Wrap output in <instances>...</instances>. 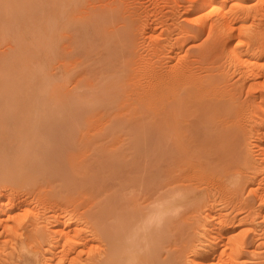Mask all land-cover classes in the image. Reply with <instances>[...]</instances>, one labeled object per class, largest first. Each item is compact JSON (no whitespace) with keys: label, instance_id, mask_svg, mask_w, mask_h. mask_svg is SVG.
I'll use <instances>...</instances> for the list:
<instances>
[{"label":"bare ground","instance_id":"obj_1","mask_svg":"<svg viewBox=\"0 0 264 264\" xmlns=\"http://www.w3.org/2000/svg\"><path fill=\"white\" fill-rule=\"evenodd\" d=\"M77 0H75L76 2ZM100 1V0H99ZM102 1V0H101ZM119 1V0H118ZM228 3L231 1L229 0H202V4L201 6H204V5H207V4H211L213 6V10L214 12L217 13H221L218 17V19L216 20H213L214 22L216 21L218 25H221L226 28H228L229 30H232L234 29L233 25L234 23H238L239 21L241 20H244L245 18L242 16L241 14H239V12L237 10L235 11H232V10H229V9H225L226 12L223 13V8H226L224 6H226L225 4ZM235 1V0H234ZM239 2H243V0H238ZM237 1V2H238ZM250 1V0H249ZM253 1V0H252ZM256 3H258L259 5H261V0H255ZM258 1V2H257ZM74 2V0H0V37L3 39L2 42H5L4 38H6L10 31L12 30V33L9 34V42L10 40L12 41V37L15 39L16 41V46L14 48L10 47L12 50L11 52H8L6 49H4L0 55V185H3L4 182H6L8 184V181H9V186H10V183L13 182L14 184H20V185H23L24 186V189L28 186L31 188L32 187H36L34 188L35 190H37V188L39 189V186H41V184H38V183H44V182H49L47 180H51V183L49 182V186L51 187L50 189L53 190L52 192H54V194L52 193L53 196H56L57 198H65V197H69L73 194H75V190H79L82 188L84 190H89V191H93L92 193H94V190H96L95 194H97V192L100 194V192H102V195H101V200L100 202H97V204L99 205L98 207L95 206V205H91V203L93 202V197L90 196V200L92 198V202L89 203L92 207L94 206V208H97L94 210V208H92V214H90L91 216H93V219L95 220V224L94 221H90L93 225L95 226H98V228L100 229L99 231L101 232V235L103 236L104 240H105V247L98 253V251H96L98 254H94V258L93 260L95 261L96 259H98L100 261L101 264H137L138 261H143V260H147L146 257H155L156 254H160L159 252H161L164 248V246L168 245V242L166 245L162 246L164 244V242H162L164 239H163V236L164 234L168 235L170 234V236L172 237L171 233H170V230L168 232H164L166 231V227H167V224L171 221L170 218L174 217L171 215H176V213L181 210L179 209V207L181 205H183L184 203H186V200L190 197H188V195L186 194V192H188V190H193V188H187L186 187V183L185 181L187 179H189L195 172V168L196 167H202L201 170L197 173L198 176L203 174L204 178H205V175L204 172H205V169L206 171L210 170V173L213 172L214 173V164H220L218 165V167H215V168H219L221 165V167L223 169L226 170L227 168V171L231 170L230 169L232 166L234 167V165H231V164H239L241 163L242 161L246 160L247 161V157L245 158V154H243V152H241L240 148V144H242L243 141H240V140H243V139H240L239 138H242L241 136L243 135L244 138H245V129L242 127L241 125V122H239V112H238V108L239 106H237V104H235L236 102L234 101L236 98L235 96H233V94H231L232 92H227L228 89H225L222 87L219 88L220 86L219 85H222V86H225L224 82L223 84H219L220 80H218L217 82V78H215V73L213 74V72L211 73L209 71L208 75L206 74L205 75V72H204V75L202 73L201 74H195L194 71H193V67H192V64L190 61H187L185 59H182L180 61H174L173 64L169 63L168 66H166V68H155V67H151L150 65H148L145 61V64H147L149 67V69L146 68L145 71H147V76L149 77V79H147L148 77L147 76H144L148 81V83H144L146 84V91H148V94L150 96L153 97V101L151 102L149 100V102H151V104L153 103L154 105V108H153V105L152 107H148L146 109H148V111L152 108L154 109V113H150L149 115L151 116L152 118L149 119V115L147 114L148 111H145V114H147L146 116H144L145 114L141 113V111H138L137 109V114L140 113V115H142L143 118L145 121L147 122H144V121H139V119H137L136 117L139 116V115H131V116H135V118L138 120L136 121L135 118L133 119V124L131 119L129 118L128 121L124 120L123 121H126L127 123H130L129 121H131V124H133V127L134 129L132 128V125H131V128L130 125H129V131L128 130H125L123 129V131H126L127 132V135L130 134V137L132 135V130H134L133 132V135L132 137H128L127 136V139H129L127 142L124 141L125 143H120V146L122 148H119V150H116V149H110V150H107L106 147L103 145V142L104 140H102L101 138V133H103L101 131L100 132H97V128L94 129L93 125L90 128V130H96L95 132L93 133H100V137L101 138H97L95 140H92V139H89L91 138L92 136H90L89 138H87L88 136H85L84 133H82V131L84 130L82 127L85 128V123H87L89 121L92 120L90 118V120L86 121L83 125V121L85 120V116L89 113L88 110L86 111V109H88L89 107L87 108H83V105L80 107L78 106L79 108L73 106L72 104L76 101H79L81 103L84 102V99H86L85 96L80 90V94L77 89L79 87H81L80 83L82 82L81 78L82 77H76V78H73V75L71 74L70 71L67 70V68H64L65 70H67L65 72V76L63 75L64 72H63V80L61 81V83H58L56 82L52 77H53V74L52 72L49 73L47 71H45L43 68L42 69H34L32 68V63L34 62L33 59L34 58V50L35 48H30L29 45L31 43H29V45H26V44H23L22 43V34L18 31V27L20 28V26H23L22 28H24L26 32H30L32 33V30L33 28L36 26L38 29H37V33H38V36L40 37V44H39V41L36 42L39 44V48L42 47V52H44V55H46V58L48 59H51V56L52 54H54V47H55V35H56V31L57 30V18H58V13L59 11H62V13H64V8H67V5L69 4H72ZM89 2V1H88ZM124 2V1H123ZM122 2V3H123ZM128 2V1H127ZM235 2V3H237ZM262 2H264V0H262ZM77 3V2H76ZM102 5L103 2H101ZM121 4V2H119ZM125 3V2H124ZM254 3V2H252ZM252 3H249V4H252ZM78 4V3H77ZM96 4V3H95ZM108 4V3H106ZM112 3H110V6H111ZM119 4V5H120ZM238 4V3H237ZM241 4V3H240ZM239 4V5H240ZM73 6H70L71 8L74 7L75 5L72 4ZM89 5V4H88ZM113 5V4H112ZM126 5V4H125ZM236 5V4H235ZM255 5V3H254ZM96 6V5H95ZM107 6V5H106ZM247 6V5H246ZM76 7V6H75ZM97 7H100L99 4ZM124 7V6H123ZM128 7V6H126ZM229 7V6H228ZM227 7V8H228ZM252 7V6H251ZM258 7V5H257ZM70 8V9H71ZM81 8V6H80ZM86 8V7H85ZM95 8V7H94ZM105 8V7H104ZM109 12L106 13V14H102L101 11L100 13L102 14V19H105L106 21L107 20H110L108 22H113V20H116V21H123L124 19L126 20L127 16L126 14H122V7L121 9L119 8V6L116 4L114 5L113 7H109ZM129 8V7H128ZM134 8V7H133ZM201 8V7H200ZM253 8V7H252ZM251 8V10H252ZM256 8V6H255ZM254 8L255 10V13L258 11H256V9ZM259 8V7H258ZM257 8V9H258ZM263 8V7H262ZM69 9V10H70ZM75 9V8H74ZM87 9H89V7H87ZM99 9V8H98ZM241 9V8H240ZM239 9V11H240ZM36 10H39V12H37ZM68 10V9H67ZM68 10V11H69ZM125 10V9H124ZM222 10V12H221ZM228 10L230 12H228ZM247 10V8H246ZM39 13V15L37 16V13ZM66 11V10H65ZM72 11H73V8H72ZM72 11H70V13H68L67 18H66V21H64L65 23L64 24H69L71 23V21H74V19H80L81 21H83L84 23H88L89 20L87 17L89 16H80V15H74L75 13H71ZM92 11V10H91ZM90 11V13H91ZM97 11V10H96ZM127 11V10H125ZM139 11V10H138ZM253 11V10H252ZM260 11V10H259ZM80 12V11H79ZM82 12V11H81ZM80 12V14H81ZM85 12V11H83ZM94 11H92L93 13ZM104 12V11H103ZM131 12V11H130ZM137 12V11H136ZM228 12V13H227ZM245 12V11H244ZM247 12V11H246ZM262 12V11H261ZM259 12V13H261ZM264 12V11H263ZM36 13V25L33 26V23L32 21L30 20L31 18H33V15H35ZM87 13V12H86ZM125 13V12H124ZM127 13V12H126ZM143 13V12H142ZM151 13V12H150ZM60 14V13H59ZM84 14V13H83ZM252 14V17L253 16H256L255 14ZM93 15V14H92ZM222 15V16H221ZM245 15V13H244ZM263 16V14H261ZM95 16V15H94ZM133 16V15H132ZM136 16V15H135ZM90 18H92L90 16ZM217 18V17H216ZM61 19V18H60ZM99 19V18H98ZM139 19V18H138ZM151 20V19H150ZM199 20V19H198ZM96 21V20H95ZM102 21V20H101ZM137 21V20H136ZM256 21V20H255ZM79 22V21H78ZM120 22H119V25H120ZM134 22V21H133ZM201 22V20H200ZM244 22V21H243ZM253 22V21H251ZM96 23V22H95ZM98 23H101L100 21ZM114 23V22H113ZM112 23V24H113ZM118 23V22H117ZM125 22H123L122 24V27H125L126 29V23L124 24ZM236 23V24H237ZM80 24V23H79ZM78 24V26H79ZM90 24V23H89ZM105 24V23H104ZM111 24V25H112ZM213 24V23H212ZM243 24V23H242ZM241 24V25H242ZM245 24V23H244ZM59 25V24H58ZM84 25V24H82ZM97 25V24H96ZM102 25V24H100ZM116 25V24H115ZM114 25V26H115ZM131 24L129 23V26ZM61 26V25H60ZM64 26V25H63ZM103 26V25H102ZM121 26V25H120ZM237 26V25H236ZM244 26V25H243ZM240 27V29L242 30V27ZM250 26V25H249ZM252 26V25H251ZM21 28V29H22ZM80 28V27H79ZM112 28V27H111ZM110 28V29H111ZM117 27H115L114 29H112L109 33V37H110V40H111V45L114 44L115 45H119L118 46V50L120 51V42H122L123 40H125L126 37H130V36H127V32L125 31L124 33V30L123 31V34H118L116 33V31L114 32V30H116ZM199 29H197V32H200V26L198 27ZM236 28H239V25L238 27ZM245 28V27H244ZM243 28V29H244ZM131 29H132V26H131ZM228 29L227 32H228ZM9 31V33H6V31ZM17 30V31H16ZM80 30V29H79ZM83 30V29H82ZM98 30V28H97ZM104 29H101L100 31H102ZM120 30V29H119ZM128 30V29H127ZM133 30V29H132ZM237 30V29H236ZM235 30V31H236ZM239 30V31H241ZM245 30V29H244ZM23 31V30H22ZM23 31V32H24ZM92 31V30H91ZM118 31V30H117ZM129 31V30H128ZM249 31V30H248ZM22 32V33H23ZM36 32V31H35ZM83 32V31H82ZM96 32V31H95ZM98 32V31H97ZM103 32V31H102ZM242 32V31H241ZM245 32L247 33V31L245 30ZM251 32V31H250ZM130 33V32H129ZM132 33V32H131ZM230 33V31H229ZM238 33V32H237ZM245 33V34H246ZM33 34V33H32ZM84 34H87V33H84ZM100 35V33H98ZM233 34V33H232ZM250 34V33H249ZM31 35V34H30ZM29 35V36H30ZM104 35V34H103ZM102 35V36H103ZM106 35V34H105ZM131 35V34H130ZM235 35V34H234ZM239 35V34H238ZM243 37H244V34H242ZM12 36V37H11ZM98 36V35H97ZM194 36V35H193ZM247 36V34L245 35ZM86 37V35H85ZM106 37V36H105ZM108 37V36H107ZM248 37V36H247ZM251 37V36H250ZM249 37V38H250ZM37 38V37H36ZM75 38V37H74ZM104 38V37H103ZM24 39V37H23ZM35 39V38H34ZM106 39V38H105ZM28 40V39H27ZM88 40V39H87ZM107 40V39H106ZM128 42V40H126ZM130 41V40H129ZM178 41V40H177ZM224 41V40H223ZM1 42V43H2ZM8 42V41H7ZM28 42H31V41H28ZM27 42V43H28ZM90 42V41H89ZM94 42V41H92ZM105 42V40H104ZM126 42V43H127ZM165 42V41H164ZM181 42V41H180ZM6 43V42H5ZM4 43V45H5ZM175 43V42H174ZM182 43V42H181ZM9 44V43H8ZM12 44H14V42H12ZM11 42H10V45L12 46ZM102 44V43H101ZM131 44V43H130ZM162 44V43H161ZM221 44H223L221 42ZM3 45V44H2ZM84 45V44H83ZM103 45V44H102ZM175 45V44H174ZM179 45V44H178ZM6 46V45H5ZM4 46V47H5ZM32 46V44H31ZM124 46V45H123ZM172 46V45H171ZM7 47H9L7 45ZM34 47V46H33ZM36 47V46H35ZM68 47V46H67ZM111 47V46H110ZM128 47V45H127ZM165 47V46H164ZM176 47V46H175ZM222 47V45H221ZM69 48V47H68ZM101 48V47H100ZM105 48H107L108 50V47L105 46ZM115 48V47H114ZM120 48V49H119ZM123 48V47H122ZM169 48V47H168ZM173 48V47H172ZM130 49V48H129ZM152 49V48H151ZM174 49V48H173ZM1 50V49H0ZM9 50V48H8ZM103 50V49H102ZM115 50H117L115 48ZM125 49L122 50V52H124ZM231 50V49H230ZM236 50V49H235ZM35 51H37L35 49ZM88 51V50H87ZM86 51V52H87ZM110 51V49L108 50ZM118 51V52H119ZM131 51V50H129ZM237 51V50H236ZM263 51V50H262ZM99 52V51H98ZM151 52V51H150ZM177 52V51H175ZM213 52V51H212ZM233 53L237 54V52H234V49L232 50ZM246 52V51H245ZM244 52V53H245ZM110 53L112 54V52L110 51ZM117 53V52H116ZM126 53H129V52H126ZM125 53V54H126ZM231 53V52H230ZM42 54V53H41ZM82 54V53H81ZM166 54V53H165ZM178 54V53H177ZM190 54V53H189ZM188 54V55H189ZM243 55V51L242 53L239 52L237 56V58H239L238 56ZM58 55V54H56ZM119 55V54H118ZM118 55L117 58H118ZM256 55V54H255ZM254 55V57H256ZM258 55V54H257ZM125 57L127 56L124 55ZM123 56V57H124ZM174 56V55H172ZM190 56V55H189ZM233 57V55H231ZM45 58V56H43ZM53 57V56H52ZM114 57V55H113ZM131 57V56H130ZM141 57V55H140ZM178 57V56H177ZM176 57V58H177ZM253 57V59H254ZM262 57V56H261ZM264 57V56H263ZM45 58V59H46ZM57 58V57H56ZM112 58V57H111ZM128 57H126L127 59ZM175 58V56H174ZM175 58V59H176ZM181 58V57H180ZM242 56H241V59L239 58L238 60H241L242 61ZM120 59H121V54H120ZM245 59V58H243ZM256 59V58H255ZM36 60V59H35ZM41 60V59H40ZM42 60L44 61V59L42 58ZM118 60V59H117ZM128 60V59H127ZM134 61V59H132ZM131 60V61H132ZM142 61L144 59H141ZM155 60V59H154ZM171 60V59H170ZM169 60V61H170ZM174 60V59H173ZM179 60V58H178ZM237 60V61H238ZM246 60V59H245ZM41 61V62H43ZM47 61V60H46ZM110 61V60H109ZM108 61V62H109ZM121 61V60H120ZM132 61V62H133ZM168 61V62H169ZM250 61V60H249ZM248 61V62H249ZM252 58H251V61H250V65L253 63L252 62ZM52 62V60H51ZM124 62V61H123ZM151 62V61H150ZM240 62V61H239ZM247 62V60H246ZM245 62V63H246ZM258 61H255L254 60V66L256 65L255 63H257ZM49 63V62H47ZM131 63V62H130ZM140 63V62H139ZM149 63V61H148ZM167 63V62H165ZM164 63V64H165ZM243 63V62H242ZM132 64H135V62L131 63ZM137 64V62H136ZM141 64V63H140ZM139 64V65H140ZM144 64V63H143ZM154 64V63H153ZM233 64V62H232ZM248 64V63H247ZM247 64H244V65H247ZM261 64V63H260ZM263 61H262V65H263ZM52 65V64H51ZM113 65V64H112ZM125 65H127V61H125ZM124 65V66H125ZM128 65H130L128 63ZM167 65V64H166ZM261 65V66H262ZM50 66V65H49ZM57 66V65H55ZM70 66V65H69ZM109 66V65H108ZM122 66V65H121ZM120 66V67H121ZM154 66V65H152ZM163 66V65H162ZM199 66V65H198ZM197 66V67H198ZM213 65H211L210 67H212ZM249 69V64L247 65ZM258 66V64H257ZM260 66V65H259ZM264 66V65H263ZM262 66V67H263ZM39 67V66H38ZM41 67V66H40ZM53 67V65H52ZM110 67V66H109ZM108 67V68H109ZM126 67V66H125ZM125 67L123 69H125ZM136 67V66H135ZM140 67V66H139ZM201 66H199L200 68ZM207 68H209L208 66H206ZM216 69L217 66H214ZM50 68V67H49ZM132 68V67H131ZM130 66L128 67V69L130 70L131 69ZM134 68V67H133ZM137 68V67H136ZM135 68V69H136ZM142 68V67H141ZM205 68V66H204ZM205 68V71L206 69ZM255 67L251 68L250 67V70L247 71V69L245 70L246 72H249V74L251 75L250 71L253 72V75H255V71L253 70ZM261 68V67H260ZM56 69V68H55ZM90 69V68H89ZM88 69V70H89ZM118 69V68H116ZM122 69V70H123ZM135 69H131L132 70H135ZM139 69V68H138ZM145 69V68H144ZM213 69V68H211ZM233 69V68H232ZM72 70V69H70ZM111 71V67L109 69ZM109 70H107L109 72ZM140 70H143V69H140ZM210 70V69H208ZM222 70V69H221ZM220 70V71H221ZM85 71V70H84ZM106 71V73H108ZM117 71V70H116ZM120 71V70H119ZM204 71V69H203ZM218 71V69H217ZM239 71V70H238ZM245 71H244V75L246 76L247 74H245ZM56 73V71H54ZM112 72H114V70H112ZM127 72V69L125 71V73ZM215 72V70H214ZM76 73V72H75ZM122 73V72H121ZM133 73V72H132ZM132 73H131V76H132ZM137 73V72H136ZM143 73V72H142ZM138 71V74H142ZM146 73V72H145ZM142 74L143 75H145ZM211 73V74H210ZM220 73V72H219ZM217 73V74H219ZM222 73V71H221ZM222 76L226 75L224 72V75L221 74ZM241 73V72H240ZM60 74V73H59ZM109 74V73H108ZM112 74V73H111ZM111 74H110V78H111ZM214 76H213V75ZM239 74V73H238ZM242 74V76H244ZM258 74V73H257ZM78 75V74H76ZM118 75V74H117ZM130 74L127 75L126 73V76L128 77ZM251 75V76H253ZM60 76V75H59ZM125 74H124V79H126L125 77ZM130 76V78H131ZM221 76V78H222ZM244 76V77H245ZM117 77V76H116ZM134 77V75H133ZM143 77V78H144ZM220 77V76H218ZM226 78V76H224ZM223 77V78H224ZM249 77V76H248ZM57 78V77H56ZM89 77H87L88 79ZM118 78V77H117ZM136 78V77H135ZM134 78V79H135ZM139 78V76H138ZM137 78V79H138ZM222 78V79H223ZM224 78V79H225ZM75 79V81H74ZM107 79V78H106ZM119 79H120V75H119ZM123 79V78H121ZM144 79V80H146ZM60 80V79H59ZM89 80V79H88ZM86 80V81H88ZM92 80V79H91ZM99 80V79H98ZM112 80V79H111ZM114 80V79H113ZM128 78L125 80L127 81ZM131 80V79H130ZM127 81V84L128 82H131V81ZM94 81H97V80H94ZM121 81V80H120ZM124 81V80H123ZM125 81H124V84H125ZM68 82H70L72 85L71 87H65L66 83L68 84ZM100 83V81H98ZM138 82V81H137ZM143 82V81H141ZM146 82V81H145ZM69 83V84H70ZM83 83H87V84H90L88 82H83ZM108 83V82H107ZM118 83V82H117ZM120 83V82H119ZM122 81H121V84L122 85ZM82 84V83H81ZM96 84V82H95ZM94 84V85H95ZM101 84V83H100ZM105 84V83H104ZM123 84V85H124ZM135 84V83H134ZM219 84V85H218ZM227 84V83H226ZM110 85V84H109ZM126 85V84H125ZM129 85H133V82ZM219 87H218V86ZM97 86V85H96ZM108 86V85H107ZM118 86V85H117ZM127 86V85H126ZM134 86V85H133ZM142 86V85H141ZM227 86V85H226ZM87 87V86H86ZM111 87V86H110ZM109 87V88H110ZM115 87V86H113ZM130 87V86H129ZM230 87V86H228ZM84 88V86H83ZM82 88V89H83ZM107 88V87H106ZM108 88V89H109ZM121 88H124V86H122ZM131 88V87H130ZM140 88V87H139ZM94 89V88H93ZM102 90V88H100ZM116 89V87H115ZM141 89V88H140ZM144 89V88H142ZM141 89V90H142ZM86 89H84L83 91H85ZM89 90V89H88ZM88 90H86V93L88 92ZM100 90V91H101ZM105 91V89H103ZM110 90V89H109ZM118 90V89H117ZM123 90V89H121ZM125 90H127L125 88ZM134 90V89H133ZM231 90V89H230ZM229 90V91H230ZM104 91H101V93H104ZM115 91V90H114ZM138 91V90H137ZM146 91L142 92V91H139V94L140 93H144V95L146 96L147 94ZM98 92V91H97ZM108 92V91H107ZM107 92L105 91V93L107 94ZM234 92V91H233ZM100 93V94H101ZM122 93V92H121ZM223 93L227 94L226 97H227V100H224V96H223ZM96 94V93H95ZM112 94V93H111ZM138 95V93H137ZM85 96V97H84ZM109 96V95H108ZM121 96V95H120ZM148 96V95H147ZM93 97V96H92ZM96 97V95H95ZM135 97V95H134ZM139 97V96H137ZM107 98V97H106ZM120 98V97H119ZM127 98V97H126ZM235 98V99H234ZM103 99V98H102ZM124 99V98H123ZM143 99V98H142ZM89 101L87 102H90L91 99L88 98ZM133 100V99H132ZM137 100V99H136ZM144 101V100H143ZM122 102V101H121ZM126 102V101H125ZM131 102V101H130ZM140 102V101H138ZM91 103V102H90ZM97 103V102H96ZM95 103V104H96ZM140 103H143V102H140ZM77 104V103H75ZM89 104V103H88ZM93 104V103H92ZM91 104V105H92ZM132 104H135V108H134V111H136V103L135 100H134V103ZM144 104V103H143ZM148 103H146L147 105ZM90 105V104H89ZM88 105V106H89ZM123 105V104H122ZM85 106V105H84ZM124 106V105H123ZM134 106V105H133ZM133 106L131 108H133ZM139 106V104H138ZM137 106V107H138ZM142 105L139 106V108L141 107ZM144 106V105H143ZM151 106V105H149ZM91 107V106H90ZM243 107V106H242ZM246 107V106H245ZM81 108V109H80ZM97 108V107H96ZM143 110H146L144 109L145 107H141L140 109ZM99 109V108H98ZM96 110V109H95ZM95 110L93 111V113L95 112ZM142 110V111H143ZM240 110V108H239ZM242 110V108H241ZM240 110V111H241ZM91 111V110H89ZM132 111V113L134 112ZM152 112V111H151ZM131 113V114H132ZM149 113V112H148ZM243 113V111L241 112ZM241 113H240V116H241ZM136 114V112H135ZM94 115V114H93ZM92 113L90 114V116H93ZM182 117H180V116ZM246 115V114H245ZM95 116V115H94ZM187 119H184V117H187ZM122 117V116H121ZM180 117V118H179ZM242 117V116H241ZM88 118V117H87ZM100 118V117H98ZM132 118V117H131ZM139 118V117H138ZM146 118H148L149 120L152 119V123L150 121V123L148 122V119L146 120ZM245 118V116H244ZM181 119V120H180ZM251 119V118H250ZM99 121V120H97ZM245 121V120H244ZM94 122V121H92ZM115 122V120H114ZM113 122V123H114ZM138 122V123H137ZM249 122V121H248ZM62 123H67V124H70L69 127H67L68 131H64L65 127L62 128L64 126V124L62 125ZM99 123V122H98ZM61 124V125H60ZM66 124V125H67ZM123 124V122H122ZM126 124V123H125ZM244 124V123H242ZM246 124V122H245ZM252 124V123H251ZM127 125V124H126ZM61 126V127H60ZM90 126V125H89ZM122 126V125H121ZM248 125H246L247 127ZM253 126V125H252ZM62 128L60 130V128ZM124 128V126H122ZM126 128V127H125ZM77 129L78 131H80V135L79 137L77 136ZM86 129H87V126H86ZM132 129V130H131ZM250 129V128H249ZM260 129V128H259ZM47 130V132H46ZM99 130V129H98ZM131 130V131H130ZM64 131V133L61 134V132ZM88 132V130H85V132ZM259 131V130H258ZM90 132V131H89ZM125 132V134H126ZM256 131L254 130V134L256 135L255 133ZM93 136H95L92 132H90ZM89 133V134H90ZM122 133V132H121ZM248 133V132H247ZM258 133V132H257ZM44 134V135H43ZM87 134V133H86ZM261 134V133H260ZM85 137H84V136ZM258 135V134H257ZM44 136V137H43ZM125 136V135H124ZM251 136V135H250ZM259 136V135H258ZM256 137V136H255ZM254 137V138H255ZM124 138V137H123ZM126 138V137H125ZM122 139V138H121ZM248 139V138H246ZM253 139V138H252ZM251 139V140H252ZM256 139V138H255ZM119 141V140H118ZM121 141V142H123ZM245 143H246V140H244ZM256 141V140H255ZM113 142V141H112ZM117 142V141H116ZM115 142V143H116ZM120 142V141H119ZM254 142V141H253ZM253 142H251V146L253 145ZM112 144V143H111ZM261 144V143H260ZM110 144H108V147L109 148H112V145L111 147L109 146ZM117 145V144H115ZM119 145V144H118ZM243 145V144H242ZM255 145V144H254ZM258 144H256L257 146ZM119 146V147H120ZM244 147L247 145L244 144L243 145ZM91 147V149H94V152L92 154H95L93 155L91 158L93 159H90V156L89 158L87 159L88 156H86L85 158L84 157H81L83 154H80L81 152H85V151H88L87 149H89ZM114 147V146H113ZM242 147V148H244ZM254 148V147H253ZM90 149V150H91ZM118 149V148H117ZM245 149V148H244ZM243 149V151H244ZM249 148H247L248 150ZM256 149V147H255ZM93 151V150H92ZM90 151V152H92ZM253 151V150H252ZM251 151V152H252ZM89 152L90 155H92L91 153ZM150 154V163H149V166H146L147 163L145 161V159H147V155H146V158L144 159L143 157V161L141 156L144 155V154ZM248 153H249V150H248ZM246 153V155H248L249 157V154ZM257 153V152H255ZM258 154V153H257ZM256 155V154H255ZM145 156V155H144ZM259 156V155H258ZM257 156V158H258ZM260 158L262 159V163L260 164L261 165V170H260V173H261V177L264 179V148H262V151L260 153ZM85 159V161H83ZM87 159V160H86ZM92 162H90V160ZM141 159V160H140ZM250 160V158H248ZM259 159V158H258ZM89 160V161H88ZM148 160H149V156H148ZM213 162L212 163V166L214 167H205V164L207 166L211 165V164H208L209 162ZM214 160V161H212ZM260 160V159H259ZM257 160V161H259ZM88 161V162H87ZM245 161V163H247ZM261 162V160L259 161V163ZM258 163V165H259ZM164 164V165H162ZM257 165V166H258ZM259 165V166H260ZM231 166V167H229ZM237 166V165H236ZM239 166V165H238ZM238 166L236 168H238ZM243 166V165H241ZM221 167L219 169H221ZM247 167V166H245ZM209 168V169H208ZM235 168V167H234ZM233 168V169H234ZM197 169V168H196ZM204 172H203V170ZM213 169V171H211ZM198 170V169H197ZM222 170V169H221ZM220 170L219 173H222ZM108 171V172H107ZM219 170H215L216 173H218ZM223 171V170H222ZM225 171V172H227ZM259 171V170H258ZM76 172V174H74ZM106 172V173H105ZM110 172V174H109ZM224 172V171H223ZM224 172V173H225ZM75 175L73 176L72 175ZM103 173H105V175H102ZM108 173V174H107ZM215 173V174H216ZM229 173V172H228ZM226 173V175L228 174ZM235 174V171L233 172ZM232 173V174H233ZM212 174V173H211ZM209 175V176H206L209 179L210 176H215V175ZM231 174V175H232ZM235 175H238V174H235ZM255 174H257L255 172ZM107 175L109 177H107ZM221 175V174H220ZM219 175V176H220ZM230 175V176H231ZM260 175V174H259ZM178 176V177H176ZM195 176V175H193ZM217 176V174H216ZM215 176V177H216ZM225 176V175H223ZM197 177V176H195ZM213 177V178H215ZM218 177V176H217ZM253 177V176H252ZM260 177V178H261ZM48 178V179H47ZM212 178V179H213ZM220 178V177H219ZM218 178V179H219ZM226 178V177H224ZM228 178H231L228 176ZM228 178H226V180H228ZM233 178L235 177H232L230 180L233 181ZM261 178V179H262ZM195 179V178H194ZM197 179V178H196ZM222 179V178H221ZM236 179V178H235ZM238 179V178H237ZM236 179V180H237ZM254 179V178H253ZM252 179V180H253ZM114 180V181H112ZM171 180V181H170ZM200 179H198L197 183L199 182ZM202 180V178H201ZM205 180V179H204ZM210 180V179H209ZM208 180V181H209ZM223 180V179H222ZM251 180V181H252ZM213 181L215 180H211L209 182L213 183ZM217 181V180H216ZM229 181V180H228ZM231 181V182H232ZM235 181V180H234ZM255 181V180H254ZM3 182V183H2ZM113 184H112V183ZM114 182L116 183L114 185ZM163 184V187L167 184V187L165 190L163 187H161L162 191H164V193H159V192H156V188L162 184ZM186 182H190L189 180L186 181ZM194 182V181H193ZM208 182V183H209ZM219 182H220V179H219ZM223 182V181H222ZM227 182V181H226ZM224 182V183H226ZM236 182V181H235ZM250 182V181H249ZM42 183L43 187H42V190H39V191H43V188L48 185L46 183V185L44 186V184ZM197 183H195L196 185H198ZM221 183V182H220ZM219 183V184H220ZM222 183V185L224 184ZM229 183V182H227ZM253 183V182H252ZM6 184V185H7ZM12 184V183H11ZM189 184V183H188ZM190 184H192V180L190 182ZM189 184V185H190ZM194 183L192 185H194L193 187H199V186H196ZM215 184V183H213ZM218 184V183H217ZM218 184V187H220ZM263 184V183H262ZM13 185V184H12ZM18 185V186H20ZM28 185V186H26ZM116 186L113 188V186ZM205 185V184H203ZM211 185V184H210ZM251 185V184H250ZM256 185V184H255ZM254 185V186H255ZM8 186V185H7ZM6 186V187H7ZM26 186V187H25ZM162 186V185H161ZM191 186V185H190ZM217 186V185H215ZM225 186V185H224ZM254 186H252L254 188ZM261 186V184H260ZM1 187V186H0ZM12 187V186H10ZM16 186H14L15 188ZM48 187V186H47ZM158 187V188H159ZM184 187H186L188 190L187 191H183L181 192V190L179 189H184ZM209 187V186H208ZM217 187V188H218ZM251 187V188H252ZM262 188H264V186H261ZM13 188V187H12ZM17 188V187H16ZM15 188V189H16ZM20 188V187H19ZM21 188L23 189V187L21 186ZM49 188V187H48ZM48 188H44L45 190H48ZM56 188H58V191L61 190V192L57 193L58 191L56 190ZM112 188V189H110ZM118 188V189H117ZM216 188V190H217ZM252 188V189H253ZM256 188V187H255ZM255 188L253 189L255 191L254 194H256V190ZM3 189H4V186H3ZM2 189V190H3ZM9 189V187H8ZM15 189L13 192H15ZM41 189V187H40ZM138 190V189H145V191L148 192V196L150 195V197H148L149 201L151 202H148L149 205L152 204V206H149V205H145L146 202L144 203H140L139 204V201H138V206L141 208L142 207H146L145 210L146 211H142L141 208H139L135 202L137 203V199L135 196H137L136 194H143L142 192L140 193L138 191H135V192H131V191H134V190ZM214 189V188H212ZM221 189V187H220ZM219 189V190H220ZM223 189V188H222ZM260 189V187H259ZM0 190V196L1 195H7V189H4L6 192V194H4V192L2 193ZM12 190V189H11ZM18 190V189H17ZM28 190V189H27ZM64 190V191H62ZM71 190L70 192H75V193H71L69 194L68 191ZM74 190V191H73ZM83 190V192L81 191V193H85ZM105 190V191H103ZM109 190V191H108ZM110 190H117V191H120V194H115L114 191H112L110 193ZM121 190H127V192L129 193L128 195L126 194L123 195L122 193H124V191L121 193ZM160 190V189H159ZM175 190H179L178 192H175ZM185 190V189H184ZM215 190V189H214ZM261 190V189H260ZM259 190V191H260ZM33 190L29 189V191L27 192H31ZM38 193L40 194L41 192ZM57 191V192H56ZM167 191V194H165ZM210 191V190H208ZM207 191V192H208ZM222 191V190H221ZM224 191V190H223ZM226 191V190H225ZM263 191V190H262ZM259 192V195H263V193ZM8 192H10V190H8ZM12 195H9V196H14L16 193H14ZM17 192V191H16ZM19 192V191H18ZM17 192V193H18ZM25 192V191H24ZM27 192H25V196L27 194ZM79 192V191H78ZM88 191H86L87 193ZM104 192H107V194L105 193V196L103 195ZM126 192V193H127ZM137 192V193H136ZM146 192V194H147ZM171 192V193H170ZM191 192V191H189ZM200 193V191H198ZM264 192V191H263ZM36 193L35 192H32ZM44 193H47L46 191H44ZM50 193V192H48ZM85 193V194H86ZM91 193V192H89ZM89 193H87L88 195L86 196H89ZM90 194V195H93V194ZM119 193V192H118ZM132 193H135L134 195ZM194 193V192H193ZM196 193V191H195ZM215 193V192H214ZM217 193V192H216ZM229 193V192H227ZM232 193V192H231ZM22 195L20 197H22L24 195V193L22 192L21 193ZM37 194V193H36ZM68 194L70 196H68ZM77 194V193H76ZM79 194V193H78ZM77 194V195H78ZM206 194V193H205ZM220 194V192H219ZM258 194V192H257ZM20 195V194H19ZM19 195H17V197H19ZM33 195V194H32ZM44 195V194H43ZM42 193L40 194V196L42 197L43 196ZM49 194H47L48 196ZM51 195V194H50ZM51 195V196H52ZM145 195V193H144ZM191 195V194H190ZM198 195V194H197ZM200 195V194H199ZM198 195V196H199ZM204 195L201 194V196ZM209 195V194H208ZM259 195H257V197H259ZM4 196V197H5ZM8 195L6 197H8V199H10L11 197H9ZM36 196V195H35ZM37 194V199L38 197ZM46 196V198H48ZM50 196V197H51ZM82 196V198L85 196L83 195H80V197ZM95 196V195H94ZM99 196V195H98ZM136 198H134V197ZM140 196V195H138ZM223 196V195H221ZM16 197V196H15ZM14 198L15 199H17ZM19 199L22 201L23 199L20 198ZM40 197V198H41ZM74 197V196H73ZM79 197V198H80ZM141 197V196H140ZM140 197H139V200H140ZM144 196H142L143 198ZM188 197V198H187ZM207 196H205L206 198ZM231 197V196H230ZM45 198V195L42 197V200H44ZM54 198V197H53ZM56 198V199H57ZM81 198V199H82ZM100 198V197H99ZM134 198V199H133ZM141 198V201H143ZM147 198V197H146ZM187 198V199H186ZM194 199H191V201H194L195 200V197H193ZM203 198V197H202ZM238 198V196H237ZM260 198L264 199V197H261ZM18 199V200H19ZM51 199V198H49ZM47 199V200H49ZM54 198L49 200L48 202L50 201H54L55 203L57 201H60V200H57ZM78 199V198H76ZM74 199V200H76ZM98 199V198H97ZM97 199H94V200H97ZM133 199V200H132ZM198 199V197L196 198ZM200 199V198H199ZM209 200V203H210V198H208ZM218 199V198H217ZM216 199V200H217ZM4 200V199H3ZM6 200V199H5ZM12 200V199H11ZM17 200V201H18ZM19 200V201H20ZM28 200V197L27 199L24 201L26 202ZM42 200L40 203H42ZM46 200V199H45ZM44 200V201H45ZM62 200V199H61ZM68 200V199H66ZM64 200V201H66ZM71 200V199H70ZM68 200L67 203L70 201ZM73 200V201H74ZM80 200V199H79ZM88 200V201H90ZM135 200V202H133ZM144 200H146L144 198ZM207 200V198H206ZM235 200V198H234ZM20 201V202H21ZM40 201V199H39ZM38 201V203H39ZM43 201V202H44ZM72 201V200H71ZM190 201V202H191ZM240 201V199L238 200ZM1 202V200H0ZM6 202L10 203L9 200H7ZM13 202V201H12ZM23 202V203H24ZM29 202V201H28ZM61 202V201H60ZM155 202V204L153 203ZM188 202V201H187ZM189 202V203H190ZM232 202V201H231ZM264 202V201H263ZM7 203V205H8ZM15 203V201L13 202ZM22 203V202H21ZM27 203V202H26ZM46 203V201H45ZM44 203V204H45ZM51 203V202H50ZM62 203V202H61ZM59 204L60 206L62 204ZM66 202H63V206H67L65 204ZM204 203V201H203ZM1 204V203H0ZM3 204V203H2ZM19 204V203H18ZM28 204V203H27ZM26 204V205H27ZM30 204V203H29ZM69 204H72L71 202L68 203ZM154 204V205H153ZM223 204V203H222ZM6 204L4 203L3 204V207H1V211H4V210H8L7 207L5 206ZM16 205V203H15ZM48 205V204H47ZM51 205V204H49ZM58 205V203L56 204ZM56 205H51L52 207L53 206H56ZM12 206V205H10ZM186 206V204H185ZM192 206H197V202L195 205L192 204ZM202 206V205H201ZM208 206V205H207ZM16 207H19V206H16ZM15 206L13 208H16ZM69 207H71L69 205ZM68 207V208H69ZM187 207V206H186ZM209 207V206H208ZM48 208V207H47ZM55 208L59 209L60 207L56 206ZM64 208V207H63ZM63 208H61V210H63ZM88 208V207H87ZM144 208H142L144 210ZM182 208V207H180ZM189 208V207H188ZM194 209L195 211V207H191ZM189 208L190 210L193 211V209ZM212 208V207H211ZM217 208V206H216ZM91 207L89 209H87L86 211L89 210V213H90V210ZM179 209V210H178ZM183 209L184 208V205H183ZM198 209V207H197ZM196 209V210H197ZM200 209V207H199ZM13 210V209H11ZM60 210V209H59ZM66 212L68 211L67 207L64 209ZM63 210V211H64ZM215 210V209H214ZM57 211V210H56ZM64 211V212H65ZM86 211H84V214L86 213ZM184 211V210H183ZM189 211V210H188ZM187 211V212H188ZM212 211V209H211ZM8 213V211H5ZM12 212V211H11ZM10 212V213H11ZM52 212V211H51ZM58 212V211H57ZM56 212V213H57ZM62 212V211H61ZM171 212V213H170ZM210 212V211H209ZM216 212V211H215ZM10 213L5 215V217L8 219H10ZM54 213V212H53ZM59 213V212H58ZM169 213V214H168ZM191 213V212H190ZM213 213V212H211ZM37 214V213H36ZM55 214V213H54ZM61 214V213H60ZM88 213H86L87 215ZM181 214V213H180ZM186 214V213H184ZM183 212H182V217L184 216ZM203 214V213H202ZM206 214H208L206 212ZM214 214V213H213ZM210 216V218H212L211 220H214L213 217L215 218V215ZM218 214V213H217ZM2 215H3V212H2ZM89 215V214H88ZM87 215V216H88ZM13 216V215H11ZM64 216V214H63ZM188 216V215H187ZM207 216V217H208ZM222 216V215H221ZM0 217L2 218L3 216L0 215ZM53 217V216H52ZM61 217V215H60ZM0 218V219H1ZM4 218V217H3ZM5 218V220H6ZM34 218V217H33ZM50 217H48L49 219ZM55 218V217H54ZM53 218V219H54ZM57 218V217H56ZM65 219H67L65 216H64ZM89 218V217H88ZM180 218V217H179ZM184 218V217H183ZM220 218V217H219ZM29 219V218H28ZM37 219V217H36ZM36 219H33L36 220ZM63 219V218H62ZM61 218H59V221L61 220L63 223H64V220H62ZM69 219V218H68ZM67 219V220H68ZM72 219V218H70ZM178 219V218H176ZM185 219V218H184ZM182 219L183 221L182 222H187L186 219L184 220ZM206 219V218H205ZM216 219V218H215ZM218 219V218H217ZM2 220V219H1ZM4 220V221H5ZM14 220V219H13ZM76 220V219H75ZM91 220V218L89 219ZM170 220V221H169ZM181 220V218H180ZM209 220V219H208ZM11 221V220H10ZM15 221V220H14ZM16 221H19V220H16ZM32 221V222H33ZM60 221V222H61ZM178 221V220H177ZM176 221V222H177ZM26 222H29V221H26ZM59 222V223H60ZM69 224V220L67 221ZM74 223H76L75 221H73ZM73 222H70L72 223V225H74ZM226 222V221H225ZM5 223V222H4ZM3 223V224H4ZM16 223V222H15ZM20 223V222H19ZM24 223V222H23ZM63 223H60L62 225H64ZM172 223V222H171ZM178 223V222H177ZM176 223V224H177ZM180 223V222H179ZM178 225L181 226V223ZM184 223V224H185ZM215 223V222H214ZM6 224V223H5ZM18 224V223H17ZM16 224V225H17ZM22 224V223H21ZM20 224V225H21ZM53 224H54V221H53ZM176 229L179 228L178 225H176ZM219 224V223H218ZM221 224V223H220ZM219 224V225H220ZM223 224V223H222ZM229 224V223H228ZM20 225H17L20 226ZM25 225V223H24ZM23 225V226H24ZM65 225H66V221H65ZM64 225V226H65ZM70 225V224H69ZM71 225V226H72ZM79 225V224H78ZM92 225V226H93ZM218 225V226H219ZM224 225V224H223ZM226 225V224H225ZM14 226V225H13ZM38 226V225H37ZM61 225H59V228H60ZM61 227L60 229L63 230L62 231H66L64 230L65 228L67 229L69 226H65V227ZM70 226V228H71ZM178 226V227H177ZM185 226V225H184ZM208 226V225H206ZM212 226V225H211ZM211 226H208L209 228ZM215 226V225H213ZM22 227V226H21ZM36 227V226H35ZM39 227V226H38ZM57 227V226H56ZM77 227V225H76ZM74 228V229H77V228ZM86 227V226H85ZM217 227V226H216ZM221 227V226H220ZM219 227V228H220ZM12 228V227H10ZM27 228V226H26ZM40 228V227H39ZM80 228V227H79ZM84 228V227H83ZM93 228V227H92ZM95 228V227H94ZM168 228V227H167ZM181 229H178V231H181L179 232V234L182 233V227H180ZM218 228V227H217ZM6 229L9 230V228L6 227ZM15 229H17L15 227ZM28 229V228H27ZM36 229V228H35ZM34 229V230H35ZM43 229V228H42ZM58 229V227H57ZM59 229V231H60ZM82 229V227H81ZM86 229V228H85ZM172 229V228H171ZM175 229V228H174ZM223 229V228H222ZM232 229V228H231ZM19 230V229H18ZM30 230V229H29ZM41 230V228H40ZM68 230V229H67ZM70 230V229H69ZM73 229H71L70 231H67V232H62L61 234L63 235H66L68 238L72 235L70 234L69 236V232L71 233ZM95 231L98 230L97 227L96 229H94ZM211 230V229H210ZM219 230V229H217ZM221 230V229H220ZM219 230V235L216 236L217 233H215V238L213 237V240L214 241L217 237L221 239V234H223L222 232H220ZM20 231V230H19ZM57 232V230H55ZM75 230H73L72 232H74ZM91 231V230H90ZM178 231H176L175 233L177 234ZM209 231V229H208ZM208 231H206L205 233H207ZM231 231V230H230ZM17 232V231H16ZM29 232V231H28ZM35 232V231H34ZM34 232H31L30 231V236H32V233ZM37 232H38V229H37ZM40 232V231H39ZM45 232V230H44ZM84 232V231H82ZM89 232V231H88ZM98 232V231H97ZM172 232V230H171ZM212 232V230H211ZM227 232V231H225ZM225 232H224V235H225ZM228 232H229V229H228ZM227 232V233H228ZM20 233V232H19ZM47 233V232H45ZM59 232H57V235H58ZM86 233V232H85ZM168 233V234H167ZM209 233V232H208ZM207 233V234H208ZM214 232H212L211 234H213ZM226 233V235H227ZM230 233V232H229ZM35 234V233H34ZM37 234V233H36ZM35 234V236H36ZM54 234V233H53ZM78 234V233H77ZM76 234V235H77ZM82 234V233H81ZM93 234V232L91 233ZM91 234H90V238H91ZM99 234V233H98ZM96 234V235H98ZM175 234V235H176ZM203 234V233H202ZM210 234V233H209ZM208 234V235H209ZM211 234L209 235V238H211ZM23 236V234H21ZM19 235V236H21ZM26 235V234H24ZM39 235V233H38ZM43 235V234H41ZM46 235V234H45ZM48 235V234H47ZM51 235V234H49ZM48 235V237L50 238V236ZM57 235L55 236L54 235H51L53 236L54 238V242L56 241L55 237H57ZM62 235V236H63ZM75 235V236H76ZM80 235V234H78ZM84 235V234H83ZM100 235V234H99ZM98 235V236H99ZM100 235V237H101ZM174 235V236H175ZM182 235V234H181ZM40 236V235H39ZM60 236V235H59ZM74 236V237H75ZM86 236V235H85ZM93 236V235H92ZM207 236V235H206ZM214 236V234L212 235ZM34 237V236H32ZM46 237V236H45ZM47 237V238H48ZM64 238H66L68 240L67 237L63 236ZM72 237V236H71ZM70 237V238H71ZM81 237V236H80ZM89 237V236H88ZM97 237V236H96ZM168 238L167 240H170L172 238ZM229 236L225 237L226 239L228 238ZM39 238V237H38ZM64 238H61L63 239V242L59 241L62 245V248L63 249V243L66 239ZM69 238V239H70ZM78 238V237H77ZM208 238V237H207ZM218 238L216 240H218ZM27 239H28V236H27ZM27 239H24V240H27ZM31 239V237H30ZM33 239L36 240V237H34ZM44 239V238H43ZM52 239V237H51ZM81 239V238H80ZM84 239V238H83ZM95 239V238H93ZM102 239V237H101ZM223 239V238H222ZM221 239V241H222ZM23 240V242H24ZM41 240V239H40ZM39 240V241H40ZM58 240V239H57ZM71 240V241H70ZM69 241L65 242L64 244H71L72 242V239H70ZM76 240V239H75ZM79 240V238H78ZM211 240V239H210ZM215 240V241H216ZM32 241V240H31ZM37 241H34L36 242L37 244ZM45 241V240H44ZM42 241V243L44 242ZM47 242H49V240H46ZM45 241V242H46ZM77 241V240H76ZM86 237H85V241L83 245L86 246L85 243L89 242L87 241ZM95 243L96 241L93 240ZM166 241V239L164 240ZM207 241V240H206ZM209 241V240H208ZM220 240H218L217 244L218 243H223V242H219ZM226 241V240H225ZM224 241V242H225ZM230 241V240H229ZM232 241L233 239L228 243L229 246L232 248L233 244H232ZM237 241V240H236ZM242 241V240H241ZM240 241V242H241ZM13 242V241H12ZM27 242V241H26ZM41 242V241H40ZM39 242V243H40ZM74 242V241H73ZM82 242V243H83ZM92 242V240H91ZM228 242V241H226ZM224 243V244H227V243ZM239 242V243H240ZM25 243V242H24ZM28 243L30 244V242L28 241ZM27 243V244H28ZM38 243V244H39ZM53 243V242H52ZM57 243V241H56ZM59 243V244H60ZM98 243V242H97ZM163 243V244H161ZM172 243V242H171ZM175 243V241L173 242V244ZM25 245V248L26 246H30L31 244L34 245V243H31L30 245ZM37 244V245H38ZM50 244V243H49ZM100 245V243H98ZM223 244V245H224ZM236 244V243H235ZM234 244V245H235ZM20 247L23 246L22 243L19 244ZM18 245V246H19ZM41 244H39V247H40ZM53 245V244H52ZM60 245V246H61ZM98 245V246H99ZM102 245H104V243H102ZM101 245V247H102ZM161 245V247H160ZM202 245V244H201ZM203 245H205L207 247V245L204 243ZM201 246L203 247V249H206L204 246ZM222 245V244H221ZM13 246V244H12ZM48 246V245H46ZM45 246V247H46ZM54 246V245H53ZM59 246V245H58ZM82 246V245H81ZM87 246H89L87 244ZM91 246V245H90ZM89 246V247H90ZM92 246L94 248H97L95 247L93 244ZM173 246V245H172ZM181 246V245H180ZM184 248H183V247ZM181 248H178V250H186L185 247L186 245H182ZM209 246V245H208ZM210 246H211V243H210ZM19 247V248H20ZM24 247V246H23ZM21 247V248H23ZM32 247V246H31ZM36 247V245L34 246ZM44 247V248H45ZM75 247V246H74ZM159 247L161 249H159ZM168 247H170L168 245ZM167 247V248H168ZM229 247V250L231 249ZM14 248V247H13ZM18 248V249H19ZM24 248V249H25ZM38 248V246H37ZM52 248V246H51ZM59 248V247H57ZM66 245H65V249H66ZM71 248V247H70ZM69 248V249H70ZM76 248V247H75ZM93 248V249H94ZM100 248V246H99ZM166 248V247H165ZM176 248V247H175ZM176 248V249H177ZM214 248V247H213ZM237 248V244H236V247L235 249ZM27 249H29L27 247ZM32 249V248H31ZM30 249V250H31ZM36 249V248H35ZM33 248V250H35ZM39 249V248H38ZM63 249V251L65 250ZM72 249V248H71ZM88 249V248H87ZM91 249V247H90ZM89 249V250H90ZM98 249V248H97ZM176 249H174L176 251ZM216 249V247H215ZM235 249L233 250V248L231 249L230 252H228V254L230 255L233 251H235ZM37 250V249H36ZM67 250V249H66ZM65 250V251H66ZM161 250V251H159ZM165 250V249H164ZM168 252L169 249H167ZM173 250V251H174ZM219 250V249H218ZM238 250V249H237ZM237 250L235 251L236 254L237 253ZM21 251V250H19ZM40 251V250H38ZM55 251V250H53ZM60 251V250H59ZM61 251V253L63 252ZM64 251V252H65ZM94 251V250H93ZM159 251V252H158ZM178 251V252H179ZM189 251V250H188ZM202 251V249H201ZM215 251V250H214ZM213 251V252H214ZM224 251L225 249L222 251L223 253L221 252H215V253H220L222 255H224ZM27 252V251H26ZM28 252H31V251H28ZM69 252V251H68ZM88 251H86L87 253ZM177 252V254H178ZM181 252V251H180ZM190 252V251H189ZM200 252V251H199ZM204 251H202L203 253ZM206 252V250H205ZM212 252V251H211ZM212 252V254H214ZM226 252V251H225ZM234 252V253H235ZM25 253V252H24ZM23 253V254H24ZM34 253V252H33ZM31 252V254L33 255V257L35 256ZM39 253V252H38ZM55 252H53L52 254H54ZM90 253V252H89ZM174 255L175 253L172 252ZM183 253V252H182ZM181 253V254H182ZM186 254V252H184ZM195 253V252H194ZM202 253H200L199 255H201ZM207 253V252H206ZM205 253V254H206ZM40 254V253H39ZM63 254V253H62ZM67 254V253H66ZM170 254V253H169ZM168 254V255H169ZM184 254V255H185ZM198 254V253H197ZM210 254V253H209ZM209 254L207 253V257L204 260V262L202 263V260H201V263L202 264H212V260L214 259H217V257L214 259H210L211 257H213L211 254L209 256ZM235 254V255H236ZM18 255V254H17ZM55 255V254H54ZM64 255V254H63ZM197 255V256H199ZM227 255V254H226ZM232 255V254H231ZM234 255V254H233ZM48 256V255H46ZM90 255H88V260L89 262L91 261L89 257ZM209 256V257H208ZM215 256V254H214ZM219 257V255H217ZM18 257V256H17ZM22 257V256H21ZM36 257V256H35ZM49 257V256H48ZM58 257V256H57ZM60 257V256H59ZM174 257V256H173ZM172 257V259H174ZM177 257V256H175ZM179 257V256H178ZM226 257V256H225ZM23 258V257H22ZM40 258V257H39ZM37 259V260H40V259ZM52 258V257H51ZM61 258V257H60ZM78 258V256H77ZM148 258V259H149ZM183 258V257H182ZM203 258V257H202ZM211 260H209V259ZM224 258V257H223ZM222 257L219 258L220 261H217L218 263H214L215 264H219V262H223L224 259ZM227 258V257H226ZM225 258V260H226ZM53 259V258H52ZM76 259V258H75ZM73 259V260H75ZM222 259V260H221ZM19 260V259H18ZM43 260V259H42ZM49 260V259H48ZM93 260L90 264H93ZM169 260V259H168ZM175 260V259H174ZM173 260V261H174ZM206 260L210 261L207 262ZM218 260V259H217ZM229 260V259H228ZM26 263H28L29 261L27 260H24ZM150 261V260H149ZM152 261V260H151ZM153 261H155V259H153ZM152 261V262H153ZM165 261V260H164ZM176 261L178 262V259H176ZM173 262V264L176 263ZM183 261H184V258H183ZM198 263L197 264H200V261L197 260ZM24 262V263H25ZM35 262V261H34ZM39 262V261H38ZM48 262V261H47ZM97 264V261H95ZM139 262V263H140ZM145 262V261H144ZM158 262V261H157ZM180 262V261H179ZM207 262V263H206ZM221 262V263H222ZM227 262V261H226ZM16 263V262H15ZM138 263V264H139ZM155 263V262H154ZM153 263V264H154ZM165 263V262H164ZM220 263V264H221ZM99 264V262H98ZM145 264V263H144ZM146 264H148V262H146ZM150 264H152L150 262ZM179 264V263H178ZM225 264V263H224Z\"/></svg>","mask_w":264,"mask_h":264},{"label":"rangeland","instance_id":"obj_2","mask_svg":"<svg viewBox=\"0 0 264 264\" xmlns=\"http://www.w3.org/2000/svg\"><path fill=\"white\" fill-rule=\"evenodd\" d=\"M89 1V2H88ZM125 3H124V2ZM128 1V2H127ZM230 1V0H229ZM238 0H231L229 3H228V1H227V3L225 4L226 6H224V7H226V8H223L224 10H223V13H225L226 12V10L225 9H229V10H232V11H235V10H237L238 8L240 9V11H239V9L237 10L238 12H239V14H241L242 15V13H243V17L245 18L244 20H241V21H239L237 24L236 23H234L233 25H235V26H233V28L234 29H232V30H229L228 28H226V27H224L223 28V26H221V25H218V24H216L217 22L215 21H213V20H216V19H218L219 17V15L221 14L220 12L219 13H217L216 14V12H214V10H213V6L211 5V4H207V5H204V6H201V4H202V0H77L76 2L78 3H76L75 2V0H74V2L72 3V4H76L74 7H72L73 8V11H72V8L70 7V6H73L72 4H69V5H67V8H64V13H62V11H59V13H58V18H57V30L58 31H56V35H55V47H54V54H52V56H51V59H49V61H48V59L46 58V55H44V52H42L43 50H42V47L41 48H39L40 46H39V44H40V37L38 36V33H37V27L35 26L34 28H33V30H32V33H30V32H26V31H24L25 29L24 28H22L23 26H20V28L18 27L17 29H18V31L22 34V43L23 44H26V45H29V43H31L32 44V46H31V44L29 45V47L30 48H35L37 51H35V49H33L34 50V58L36 59H33L34 60V62L32 63V68H34V69H44L45 71H47V72H49V73H51L52 72V74H53V79L56 81V82H58V83H61V81L63 80V77L65 76V72L68 70V71H70L71 72V74H72V76H73V78H78V77H82L81 79V83H80V85H81V87H79L78 89H77V91L80 93V91L85 95V96H87V97H85L86 99H84V102L83 103H81V102H79V101H76V102H74L72 105L73 106H75V107H77V108H79L78 106H82L83 105V108L85 109V108H87V107H89L88 109H86V111L88 110V114L85 116V120L82 122L83 123V125H85V128L84 127H82L84 130L82 131V133H84L85 134V136H88L87 138H89L90 136H92L91 138H89V139H92V140H95V139H97V138H101L102 140H104V142H103V145L106 147V149L107 150H112V149H116V150H119V148H122L121 146L123 145H121L120 146V143H125L124 141H128L129 139H127V136L128 137H130V134H131V132H130V134L129 135H127V132L126 131H123V129H125V130H128L129 128H131V125H132V128L134 129V127H133V124H135V123H133L134 121H133V119L135 118V116L133 117V116H131V115H139V116H137L136 118L137 119H139V121L135 118V120L136 121H138V122H142V121H144V122H147V121H145L144 119H142L141 120V118H143L142 117V115H140V113H138L137 114V112L138 111H141V113H143V114H145V111H148V109H146V108H150V107H152V105H153V103L151 104V102L153 101V97L152 96H150L149 94H148V91H146V84H144V83H148L149 81L147 80V79H149V77L147 76L148 74H147V71H145L144 72V70H146V68L147 69H149V67L151 66V67H155V68H166V66H168V64L170 63H172L173 64V62L174 61H180V60H182V59H185V60H187V61H190L191 62V64L193 63V61H194V63L192 64V67H193V71H194V73L195 74H201L202 75V73H203V75H204V72H205V75L207 74L208 75V73H209V71L212 73L213 72V74L215 75V78H217V82H218V80H220L219 82V84H223V82H224V84H225V86H222V85H217L219 88H221L222 87V89L225 87L226 89H228V91L227 92H232L231 94H233V96H235V104H237V106H239V108H240V110H241V108H242V110L240 111L239 110V108H238V112H239V116H238V118H239V122H241V121H243V122H241V125H242V127L245 129V133H244V135H245V138H244V136L242 135L241 137L242 138H239V140L240 139H243V140H240V141H243L242 142V144L244 145V144H246L247 145V147L245 146H243L242 144H240V146H241V148H240V150H241V152H243V154H245V158L247 157V161L246 160H244V161H242L241 163H237L236 165L238 166V168H236L237 166L235 165V164H231V165H234V167L232 166H229V167H231L230 169H232V171L230 170H228L227 171V168H226V170L225 169H223L221 166V169L225 172V171H227V172H223L221 169H217V168H215V167H218V165H220V164H214V166H212V163L213 162H211V160H210V162L208 163V164H211V165H209V166H207L206 164H205V167H214L213 169H214V173L213 172H211L210 173V170H208V171H206V169H205V172H204V170H203V172H204V174H206L205 175V178H204V176H203V174H201V175H199L198 176V174L200 173L199 171L201 170V168L200 167H196L194 170V174L193 175H195V176H197V177H195V176H191L189 179H187L186 181H190L191 182V180H192V184L194 183H197V181H198V179H200L199 180V182L197 183L198 185H196V186H199V187H193L194 185H192V184H190V182H186L185 181V183L187 184L186 185V187L189 189V188H193V190H188L186 187H184V189H179V190H181V192H183V191H187L188 190V192H186V194L188 195V199L186 200V203H184L183 205H184V208L185 209H183V205H181L180 207H182V208H180L179 207V209H181V210H179L177 213H176V215L177 216H175V214L174 215H171V217L172 216H174V217H172V218H170V222L167 224V227H166V231H164L165 233L166 232H168L169 230H170V233H171V235H172V237L170 236V234H168V235H166V234H164V236H163V239L165 238L166 239V241H162V242H164V244L163 243H161V244H163L162 246H164V245H166L168 242H170V243H168V245L170 246V247H168V245H166V246H164V247H162V248H164L162 251L161 250H159V251H161V252H159L160 254H156V256L155 257H152V259H151V257L149 258V257H146L147 258V260L145 259V260H143V261H138V263L139 264H146V262H148V264H150V262L153 264L154 262V264H173V262H175L176 261V259H178V262L176 261V263L175 264H197L198 263V261L197 260H199L200 261V264H202L203 262H204V260L203 259H205L206 257H207V253L209 254H211L213 257H211L210 259L212 260V259H214V257L216 258L217 257V259H214V260H212V264H215V263H218L217 261H220L219 260V258H223L224 259V261L221 263V262H219V264L221 263V264H264V199H262V198H260V196L261 197H264V188H262L261 186H264V179L261 177L262 175H261V173H260V170H261V163H262V159L260 158V153H261V151H262V148H264V64L262 65V61H263V63H264V2H262V0H261V5H259L258 3H260V2H258V3H256V1L255 0H243V2H237ZM101 2H103V4L104 5H102V3ZM119 2H121V4L119 3ZM123 2V3H122ZM235 2H237V3H235ZM252 2H254L255 3V5H254V3H252ZM96 3V4H95ZM106 3H108V4H106ZM110 3H112L111 4V6H110ZM241 3V4H240ZM249 3H252V4H249ZM89 4V5H88ZM98 4H99V6L100 7H97L98 6ZM118 5L119 6V8L121 9V7H122V11H124V12H122V14L124 15V14H126V16H127V18H126V20L124 19L123 21H116V20H113V22L111 21V22H108V21H110V20H105V19H102V14H106V13H108L110 10H109V8H108V6L111 8V7H113L114 5ZM120 4V5H119ZM126 4V5H125ZM236 4V5H235ZM240 4V5H239ZM96 5V6H95ZM107 5V6H106ZM247 5V6H246ZM257 5H258V7H257ZM80 6H81V8H80ZM124 6V7H123ZM126 6H128V7H126ZM229 6V7H228ZM253 8H252V7ZM255 6H256V8H255ZM86 7V8H85ZM87 7H89V9H87ZM95 7V8H94ZM105 7V8H104ZM134 7V8H133ZM201 7V8H200ZM228 7V8H227ZM263 7V8H262ZM71 8V9H70ZM75 8V9H74ZM99 8V9H98ZM246 8H247V10H246ZM251 8H252V10H251ZM254 8L256 9V13H255V10H254ZM258 8V9H257ZM69 11H68V10ZM127 10V11H125V10ZM235 9V10H234ZM68 12V13H70V11H72L71 13H75L74 15H82V16H89V17H87L88 18V20H89V22L88 23H84L83 21H81L80 19H74V21H71V23H67V24H64L65 22L64 21H66V18H67V16L66 15H68V13L66 12V11ZM94 11L93 13H92V11ZM97 10V11H96ZM139 10V11H138ZM228 10V12H230ZM260 10V11H259ZM37 12H39V10H36ZM35 11V12H36ZM81 12V14H80V12ZM83 11H85V12H83ZM90 11H91V13H90ZM100 11H101V13H100ZM104 11V12H103ZM131 11V12H130ZM137 11V12H136ZM245 11V12H244ZM247 11V12H246ZM262 11V12H261ZM36 12V13H37ZM87 12V13H86ZM127 12V13H126ZM143 12V13H142ZM151 12V13H150ZM221 12H222V10H221ZM227 12V13H228ZM251 12L253 13V14H255L256 16H253L252 17V14H251ZM259 12H261V13H259ZM36 13H35V15H33V18H31L30 20L32 21V23H33V26L34 25H36L35 23V19L37 18L36 17ZM67 13V14H66ZM84 13V14H83ZM244 13H245V15H244ZM66 14V15H65ZM93 14V15H92ZM261 14H263V16L261 15ZM39 15V13H37V16ZM95 15V16H94ZM133 15V16H132ZM136 15V16H135ZM90 16L92 17V18H90ZM125 16V15H124ZM222 16V15H221ZM217 17V18H216ZM61 18V19H60ZM99 18V19H98ZM139 18V19H138ZM151 19V20H150ZM199 19V20H198ZM96 20V21H95ZM102 20V21H101ZM137 20V21H136ZM200 20H201V22H200ZM256 20V21H255ZM79 21V22H78ZM101 22V23H98V22ZM134 21V22H133ZM244 21V22H243ZM251 21H253V22H251ZM96 22V23H95ZM118 22V23H117ZM119 22H120V25H119ZM123 22H125L124 24L126 25V29H125V27H123V28H121L122 27V23ZM80 23V24H79ZM90 23V24H89ZM105 23V24H104ZM113 23V24H112ZM129 23L131 24L130 26H129ZM213 23V24H212ZM243 23V24H242ZM245 23V24H244ZM59 24V25H58ZM78 24H79V26H78ZM82 24H84V25H82ZM97 24V25H96ZM100 24H102V25H100ZM112 24V25H111ZM116 24V25H115ZM242 24V25H241ZM61 25V26H60ZM64 25V26H63ZM115 25V26H114ZM237 25V26H236ZM238 25H239V28H236V27H238ZM244 25V26H243ZM250 25V26H249ZM252 25V26H251ZM131 26H132V29H131ZM200 26V32H197V29H199L198 27ZM241 26H243L242 27V30L240 29V27ZM80 27V28H79ZM112 27V28H111ZM115 27H117L116 28V30H114V32L116 31V33L118 32L119 34H123V31L122 30H124V33H125V31L128 33L127 34V36H130V37H126L125 38V40H123L122 42H120V46H122V47H120L119 49H120V51L118 50V46L119 45H115L114 46V44H112L111 45V40H110V37H109V33L110 32H112L111 30L112 29H114ZM245 27V28H244ZM22 28V29H21ZM97 28H98V30H97ZM111 28V29H110ZM247 31V33L245 32V30ZM80 29V30H79ZM83 29V30H82ZM101 29H104V30H102V31H100ZM120 29V30H119ZM129 31H128V30ZM226 29H228V32H227V30ZM237 29V30H236ZM24 32H23V31ZM92 30V31H91ZM118 30V31H117ZM236 30V31H235ZM239 30H241V31H239ZM249 30V31H248ZM9 31L10 30H8V31H6V33H9ZM17 31V30H16ZM36 31V32H35ZM83 31V32H82ZM96 31V32H95ZM98 31V32H97ZM229 31H230V33H229ZM251 31V32H250ZM23 32V33H22ZM130 32V33H129ZM132 32V33H131ZM238 32V33H237ZM10 33H12V30L10 31ZM9 33V34H10ZM84 33H87V34H84ZM98 33H100V35L98 34ZM117 33V34H118ZM233 33V34H232ZM247 34V36H245L246 34ZM250 33V34H249ZM9 34L8 35H6L7 37L6 38H4V40H5V42H2L3 41V39L0 37V55H2L1 54V52L4 50V49H6L8 52H11V48L10 47H12V48H14L15 46H16V41H15V39L12 37L11 39H12V41L10 40V42H11V44H12V42H14V44H12V46L10 45V42H9ZM31 34V35H30ZM104 34V35H103ZM106 34V35H105ZM131 34V35H130ZM235 34V35H234ZM239 34V35H238ZM242 34H244V37H243V35ZM30 35V36H29ZM85 35H86V37H85ZM98 35V36H97ZM103 35V36H102ZM194 35V36H193ZM106 36V37H105ZM108 36V37H107ZM251 36V37H250ZM23 37H24V39H23ZM37 37V38H36ZM75 37V38H74ZM104 37V38H103ZM250 37V38H249ZM35 38V39H34ZM107 40H106V39ZM28 39V40H27ZM88 39V40H87ZM2 40V41H1ZM36 40H37V42L39 41V44L36 42ZM104 40H105V42H104ZM126 40H128V42L126 41ZM130 40V41H129ZM178 40V41H177ZM224 40V41H223ZM8 41V42H7ZM28 41H31V42H28ZM90 41V42H89ZM92 41H94V42H92ZM165 41V42H164ZM182 43H181V42ZM2 42V43H1ZM28 42V43H27ZM127 42V43H126ZM175 42V43H174ZM221 42L223 43V44H221ZM4 43H5V45H4ZM9 43V44H8ZM103 45H102V44ZM131 43V44H130ZM162 43V44H161ZM3 44V45H2ZM84 44V45H83ZM175 44V45H174ZM179 44V45H178ZM7 45L9 46V47H7ZM15 45V46H14ZM124 45V46H123ZM127 45H128V47H127ZM172 45V46H171ZM221 45H222V47H221ZM5 46V47H4ZM34 46V47H33ZM36 46V47H35ZM69 48H68V47ZM105 46L106 47H108V50L110 49V51L112 52V54L110 53V51H108L107 50V48H105ZM111 46V47H110ZM165 46V47H164ZM176 46V47H175ZM101 47V48H100ZM117 49V50H115V48ZM169 47V48H168ZM174 49H173V48ZM2 48H4V49H2ZM8 48H9V50H8ZM130 48V49H129ZM152 48V49H151ZM103 49V50H102ZM123 49H125L124 50V52H122V50ZM231 49V50H230ZM234 49V52H237V54H235V53H233L232 52V50ZM237 51H236V50ZM88 50V51H87ZM129 50H131V51H129ZM263 50V51H262ZM87 51V52H86ZM99 51V52H98ZM119 51V52H118ZM151 51V52H150ZM175 51H177V52H175ZM213 51V52H212ZM242 51H243V54H244V56L243 55H241L240 54V56H238L240 59H241V56L243 57V58H245L246 60H247V62H246V60L245 59H243L242 58V61L241 60H238L239 58H237V56L236 55H238V53L239 52H241L242 53ZM246 51V52H245ZM117 52V53H116ZM126 52H129V53H126ZM231 52V53H230ZM245 52V53H244ZM42 53V54H41ZM82 53V54H81ZM127 54V56L126 57H128L127 59H126V57L124 56V55H126ZM166 53V54H165ZM178 53V54H177ZM190 53V54H189ZM56 54H58V55H56ZM119 54V55H118ZM120 54H121V59H120ZM190 56H189V55ZM256 54V55H255ZM258 54V55H257ZM113 55H114V57H113ZM116 55H118V58H117V56ZM140 55H141V57H140ZM172 55H174L175 56V58H174V56H172ZM231 55H233V57L231 56ZM254 55L256 56V57H254ZM43 56H45V58L43 57ZM124 56V57H123ZM131 56V57H130ZM262 56V57H261ZM57 57V58H56ZM112 57V58H111ZM181 57V58H180ZM253 57H254V59H253ZM42 58L44 59V61L42 60ZM178 58H179V60H178ZM251 58H252V64L250 65V61H251ZM256 58V59H255ZM41 59V60H40ZM118 59V60H117ZM132 59H134V61L132 60ZM141 59H144L143 61L141 60ZM145 59H146V61H145ZM155 59V60H154ZM171 59V60H170ZM174 59V60H173ZM47 60V61H46ZM51 60H52V62H51ZM110 60V61H109ZM121 60V61H120ZM133 62H135V64H132L131 65V63H133ZM170 60V61H169ZM238 60V61H237ZM250 60V61H249ZM254 60L255 61H258L257 63H255L256 65L254 66ZM41 61H43V62H41ZM109 61V62H108ZM124 61V62H123ZM125 61H127V65H125ZM148 64V65H150V66H148L147 64H145V62ZM148 61H149V63H148ZM151 61V62H150ZM169 61V62H168ZM240 61V62H239ZM249 61V62H248ZM47 62H49V63H47ZM131 62V63H130ZM136 62H137V64H136ZM141 64H140V63ZM165 62H167V63H165ZM232 62H233V64H232ZM243 62V63H242ZM246 62V63H245ZM128 63L130 64V65H128ZM144 63V64H143ZM154 63V64H153ZM165 63V64H164ZM249 64V66L251 67V68H253V67H255L253 70L255 71L254 73H255V75H253V72H251L250 71V73H251V75H253V76H251L250 74H249V72H246L245 70L247 69V71L248 70H250V67H249V69L248 68H246V67H248L247 65ZM261 63V64H260ZM53 65V67H52V65ZM113 64V65H112ZM140 64V65H139ZM167 64V65H166ZM169 64V65H170ZM244 64H247V65H244ZM257 64H258V66H257ZM50 65V66H49ZM55 65H57V66H55ZM70 65V66H69ZM111 67V71L109 70L110 69V67ZM122 65V66H121ZM126 67H125V66ZM152 65H154V66H152ZM163 65V66H162ZM201 66L200 68H199V66ZM211 65H213L212 67H210ZM260 65V66H259ZM263 67H262V66ZM39 66V67H38ZM41 66V67H40ZM121 66V67H120ZM130 66V68L131 69H135L136 67V69L135 70H132L131 71V69L129 70L128 69V67ZM136 66V67H135ZM140 66V67H139ZM198 66V67H197ZM204 66H205V68H207L206 66H208L209 68H207L206 69V71H205V68H204ZM214 66H217V68L216 69H214L215 67ZM50 67V68H49ZM67 68V70H65L64 68ZM109 67V68H108ZM125 67V69H123ZM134 67V68H133ZM142 67V68H141ZM150 67V68H151ZM261 67V68H260ZM56 68V69H55ZM90 68V69H89ZM116 68H118V69H116ZM139 68V69H138ZM145 68V69H144ZM164 68V69H165ZM211 68H213V69H211ZM233 68V69H232ZM70 69H72V70H70ZM89 69V70H88ZM123 69V70H122ZM126 69H127V75L128 74H130L128 77L126 76V73H125V71H126ZM140 69H143V70H140ZM203 69H204V71H203ZM208 69H210V70H208ZM217 69H218V71H217ZM222 69V70H221ZM245 69V70H244ZM62 70H63V72H64V74H63V72H62ZM85 70V71H84ZM107 70H109V72L107 71ZM112 70H114V72H112ZM117 70V71H116ZM120 70V71H119ZM214 70H215V72H214ZM222 71V73H221V71ZM239 70V71H238ZM54 71H56V73L54 72ZM106 71L109 73H106ZM138 71L140 72V73H142V74H144L145 73V75H143L142 76V74L140 75V74H138ZM244 71H245V74H247L246 76L243 74L244 73ZM76 72V73H75ZM122 72V73H121ZM133 72V73H132ZM137 72V73H136ZM208 72V73H207ZM221 74H223L224 75V73L226 74V75H224V76H226V78L224 77V76H222V75H220V73ZM224 72V73H223ZM241 72V73H240ZM60 73V74H59ZM112 73V74H111ZM131 73H132V76H131ZM210 73V74H211ZM217 73H219V74H217ZM239 73V74H238ZM258 73V74H257ZM64 76H63V75ZM76 74H78V75H76ZM110 74H111V78H110ZM118 74V75H117ZM124 74H125V78L127 79L128 78V80L127 81H129L130 79V81L131 82H128V84H127V81H125L126 79H124ZM198 74V75H199ZM212 74V75H213ZM242 74L245 76H242ZM60 75V76H59ZM119 75H120V79H119ZM133 75H134V77H133ZM204 75V76H205ZM213 75V76H214ZM118 78H117V77ZM130 76H131V78H130ZM138 76H139V78H138ZM144 76H147L148 78L146 79ZM218 76H220V77H218ZM221 76H222V78H221ZM249 76V77H248ZM57 77V78H56ZM87 77H89L88 79H87ZM136 77V78H135ZM144 77V78H143ZM107 78V79H106ZM121 78H123V79H121ZM135 78V79H134ZM138 78V79H137ZM60 79V80H59ZM92 79V80H91ZM99 79V80H98ZM112 79V80H111ZM114 79V80H113ZM144 79H146V80H144ZM86 80H88V81H86ZM94 80H97V81H94ZM123 82L122 83V85H120L121 84V81ZM125 81V84L127 85H125L124 84V81ZM74 81H75V79H74ZM88 82V83H90V84H85V83H83V82ZM98 81H100V83L98 82ZM138 81V82H137ZM141 81H143V82H141ZM146 81V82H145ZM148 81V82H147ZM95 82H96V84H95ZM108 82V83H107ZM118 82V83H117ZM120 82V83H119ZM133 82V85H129V84H131ZM70 82H68V84L66 83V85H65V87L67 86H69V87H71V85L74 83H70ZM105 83V84H104ZM135 83V84H134ZM227 83V84H226ZM95 84V85H94ZM110 84V85H109ZM124 84V85H123ZM97 85V86H96ZM108 85V86H107ZM118 85V86H117ZM142 85V86H141ZM227 85V86H226ZM83 86H84V88H83ZM87 86V87H86ZM111 86V87H110ZM113 86H115L116 87V89H115V87H113ZM122 86H124V88H121ZM131 88H130V87ZM228 86H230V87H228ZM68 87V88H69ZM107 87V88H106ZM110 87V88H109ZM142 89V88H144V89H140V88ZM83 88V89H82ZM94 88V89H93ZM100 88H102V90L100 89ZM110 90H109V89ZM125 88L127 89V90H125ZM224 88V89H225ZM84 89H86V90H88V92L86 93V90L85 91H83ZM103 89H105V91L107 92V94L105 93V91L103 90ZM118 89V90H117ZM121 89H123V90H121ZM134 89V90H133ZM231 89V90H230ZM80 90V91H79ZM104 91V93H101V91ZM115 90V91H114ZM138 90V91H137ZM230 90V91H229ZM98 91V92H97ZM139 91H146V93L145 94H147L146 96L144 95V93H140L139 94ZM234 91V92H233ZM122 92V93H121ZM82 93H80V94H82ZM96 93V94H95ZM101 93V94H100ZM112 93V94H111ZM137 93H138V95H137ZM82 94V95H83ZM95 95H96V97H95ZM109 95V96H108ZM121 95V96H120ZM134 95H135V97H134ZM226 95L227 94H225V93H223V96H224V100H223V102L225 101V100H227V97H226ZM93 96V97H92ZM137 96H139V97H137ZM107 97V98H106ZM120 97V98H119ZM127 97V98H126ZM88 98L89 99H91L90 100V102H87V101H89L88 100ZM103 98V99H102ZM124 98V99H123ZM143 98V99H142ZM133 99V100H132ZM137 99V100H136ZM151 99V100H150ZM134 100H135V102L136 103H138L139 104V106L140 105H142L141 107H145L144 109H146V110H143V108L142 109H140L139 108V106H138V104H136V111H134V108H135V104H132V103H134ZM144 100V101H143ZM149 100L151 101V102H149ZM122 101V102H121ZM126 101V102H125ZM131 101V102H130ZM138 101H140V102H143V103H140V102H138ZM97 102V103H96ZM75 103H77V104H75ZM90 105H89V104ZM93 103V104H92ZM96 103V104H95ZM146 103H148L147 105H146ZM82 104V105H81ZM92 104V105H91ZM124 106H123V105ZM85 105V106H84ZM89 105V106H88ZM134 105V106H133ZM144 105V106H143ZM149 105H151V106H149ZM91 106V107H90ZM133 106V108H131ZM138 106V107H137ZM148 106V107H147ZM243 106V107H242ZM246 106V107H245ZM97 107V108H96ZM82 108V107H81ZM80 108V109H81ZM99 108V109H98ZM153 108H154V105H153ZM96 109V110H95ZM137 109H138V111H137ZM89 110H91V111H89ZM95 110V112L93 113V111ZM143 110V111H142ZM132 111H134L133 113H132ZM152 111V112H151ZM243 111V113H241ZM135 112H136V114H135ZM149 112V113H148ZM147 112V114L149 115L150 113H154V109H150L149 111ZM92 113V115L93 116H90V114ZM132 113V114H131ZM240 113H241V116H240ZM147 114H145L144 116H146ZM246 114V115H245ZM153 115V114H152ZM151 115V116H152ZM122 116V117H121ZM128 116H129V118L131 119V121H132V123L133 124H131V121H129L130 123H127L126 121H128L129 120V118H128ZM140 116H141V118H140ZM150 115H149V119L150 118H152ZM154 116V115H153ZM180 116V115H179ZM244 116H245V118H244ZM88 117V118H87ZM98 117H100V118H98ZM132 117V118H131ZM139 117V118H138ZM181 117V116H180ZM179 117V118H180ZM183 117V116H182ZM181 117V118H182ZM90 118L92 119L91 121H90V123H89V121L88 120H90ZM188 118V116L187 117H184V119H187ZM251 118V119H250ZM86 119H87V121H86ZM123 119L124 120H126V121H123ZM128 119V120H127ZM148 118H146V120H147ZM148 119V122L150 123V121H151V123H152V119L151 120H149ZM97 120H99V121H97ZM114 120H115V122H114ZM181 120V119H180ZM245 120V121H244ZM92 121H94V122H92ZM249 121V122H248ZM85 122H87V123H85ZM99 122V123H98ZM114 122V123H113ZM122 122H123V124H122ZM137 122V123H138ZM245 122H246V124H245ZM85 123V124H84ZM127 125H126V124ZM242 123H244V124H242ZM252 123V124H251ZM64 124V126L62 127V128H64L65 126V132L66 131H68V129H67V127H69V125L70 124H67V123H62V125ZM67 124V125H66ZM61 125V124H60ZM90 125V126H89ZM92 125L94 126L93 128L94 129H96L97 130V132H100L101 133V131L103 132V133H101V134H103V135H101V137H100V133H97V135H96V133H93V132H95L96 130H90L91 129V127H92ZM124 126V128L122 127V126ZM129 125H130V127H129ZM246 125H248L247 127H246ZM253 125V126H252ZM86 126H87V129H86ZM61 127V126H60ZM59 127V128H60ZM126 127V128H125ZM129 127V128H128ZM62 128H60V130L62 129ZM88 128H90V129H88ZM250 128V129H249ZM260 128V129H259ZM99 129V130H98ZM85 130H88V132L86 131L85 132ZM132 130V129H131ZM130 130V131H131ZM254 130L256 131L255 133H256V135L254 134ZM259 130V131H258ZM64 131L63 132H61V134L62 133H64ZM92 132L95 136H93L90 132ZM129 131V130H128ZM133 132H134V130H132ZM46 132H47V130H46ZM122 132V133H121ZM125 132H126V134H125ZM133 132H132V135H133ZM248 132V133H247ZM258 132V133H257ZM80 133V131H78V129H77V136L79 137V134ZM87 133V134H86ZM90 133V134H89ZM261 133V134H260ZM259 136H258V135ZM44 135V134H43ZM125 135V136H124ZM132 135H131V137H132ZM251 135V136H250ZM81 136V135H80ZM84 136V135H83ZM84 136V137H85ZM256 136V137H255ZM44 137V136H43ZM97 137V138H96ZM124 137V138H123ZM126 137V138H125ZM130 137V138H131ZM256 139H255V138ZM122 138V139H121ZM246 138H248V139H246ZM253 138V139H252ZM125 139V140H124ZM252 139V140H251ZM120 142H119V141ZM124 140V141H123ZM244 140H246V143H245V141ZM256 140V141H255ZM113 141V142H112ZM117 141V142H116ZM121 141H123V142H121ZM254 141V142H253ZM116 142V143H115ZM251 142H253V145L251 146ZM112 143V144H111ZM261 143V144H260ZM108 144H110L109 146L111 147V145H112V148H109L108 147ZM115 144H117V145H115ZM119 144V145H118ZM255 144V145H254ZM256 144H258L257 146H256ZM114 146V147H113ZM120 146V147H119ZM242 147H244V148H242ZM254 147V148H253ZM255 147H256V149H255ZM118 148V149H117ZM247 148H249L248 150H249V153H248V150H247ZM91 147L89 148V149H87L88 151H85V152H81L80 154H83L81 157H86V156H88L87 157V159L89 158V156H90V159H92L93 157V155H95V154H92L93 152H94V149H91ZM243 149H244V151H243ZM93 150V151H92ZM253 150V151H252ZM90 151H92V152H90ZM252 151V152H251ZM89 152L92 154V155H90L89 154ZM255 152H257V153H255ZM95 153V152H94ZM246 153H248L249 154V157H248V155H246ZM256 154V155H255ZM145 155V156H144ZM144 155H142L141 156V158H142V160L141 161H143V157H144V159L146 158V155H147V159H145V161H146V163H147V165L146 166H149V163H150V154L148 153V154H144ZM259 155V156H258ZM148 156H149V160H148ZM257 156H258V158L261 160V162L259 163V159L257 158ZM92 157V158H91ZM248 158H250V160L248 159ZM86 159V160H87ZM89 159V160H90ZM88 160V161H89ZM93 160V159H92ZM257 160H259V161H257ZM83 161H85V159L83 160ZM87 161V162H88ZM145 161H143V162H145ZM148 161H149V163H148ZM212 161H214V160H212ZM245 161L247 162V163H245ZM90 162H92L91 160H90ZM258 163H259V165H258ZM162 165H164V164H162ZM241 165H243V166H241ZM258 165V166H257ZM245 166H247V167H245ZM234 168V169H233ZM209 169V168H208ZM213 169L211 170V171H213ZM215 170H219L218 171V173H216L215 172ZM220 170H221V172L222 173H219L220 172ZM259 170V171H258ZM235 171V174H238V175H235L233 172ZM108 172V171H107ZM197 172H199V173H197ZM229 172V173H228ZM255 172L257 173V174H255ZM106 173V172H105ZM105 173H103L102 175H105ZM217 174V176H216V174ZM226 173H228L227 175H226ZM235 175V176H233V174ZM74 174H76V172L74 173ZM108 174V173H107ZM109 174H110V172H109ZM207 174H211V175H215V176H210V180H211V182H212V180H215V181H213V183H215V184H213V183H211V182H209L210 180L209 179H207L206 180V178H208V177H206V176H209V175H207ZM221 174V175H220ZM232 174V175H231ZM260 174V175H259ZM72 175H73V173H72ZM77 175V174H76ZM220 175V176H219ZM223 175H225V176H223ZM231 175V176H230ZM73 176H75V175H73ZM228 176L229 177H235V178H233V181L232 180H230L231 178H228ZM253 176V177H252ZM105 177H106V175H105ZM107 177H109L108 175H107ZM176 177H178V176H176ZM213 177H215V178H213ZM220 177V178H219ZM224 177H226V178H228V180H226V178H224ZM262 179H261V178ZM195 178V179H194ZM197 178V179H196ZM201 178H202V180H201ZM213 178V179H212ZM220 179V182H219V179ZM223 180H222V179ZM254 178V179H253ZM48 179V178H47ZM205 179V180H204ZM253 179V180H252ZM197 180V181H196ZM209 180V181H208ZM217 180V181H216ZM236 182H235V181ZM252 180V181H251ZM255 180V181H254ZM47 181H49L50 183H51V180H47ZM112 181H114V180H112ZM171 181V180H170ZM194 181V182H193ZM223 181V182H222ZM229 182V183H227V182ZM232 181V182H231ZM250 181V182H249ZM49 182H42L43 184H44V186L46 185V183L48 184ZM209 182V183H208ZM224 182H226V183H224ZM253 182V183H252ZM3 183V182H2ZM13 185H12V184ZM10 183V186H12V187H10L9 186V181H8V184L6 183V182H4L3 183V185H0L1 187H0V190H2L3 189V186H4V189H7L6 191H7V195L9 196V195H12V193L11 192H13L14 191V189H15V192H13V194L14 193H16L14 196H9V197H11L10 199H8V197H6L5 195H1L0 196V200H1V204H0V211L2 210L1 209V207H3V204L5 203L6 205V207H7V209L8 210H4V211H2L3 212V215H2V212H0V215L1 216H3L1 219H0V264H90L91 262H92V260H93V256H94V254L96 253V254H98L106 245H105V240H104V238H103V236L101 235V232L99 231L100 229L98 228V226H95V225H97L96 223H95V220L93 219V216H91L90 214H92L91 212H92V208H94V206L92 207L91 205H95V206H99L98 204H97V202H100V200H101V195H102V192H100V194L97 192V194H95L96 192V190H94V193H92L93 191H89V190H84L83 188H82V190L81 189H79V190H75V192L78 194H76L75 192H73V193H75V194H73L72 192H70L71 190H69L68 191V193L69 194H73V195H69L68 194V196H70V198L69 197H65V198H57L56 196H53L52 195V193L54 194V192H52L53 190H51L50 188V186H49V184L48 185H46L44 188H48V190H45L44 188H43V191L41 192V191H39V190H42V187H43V185H42V183L40 182V183H38V184H41V186H39V189L37 188V190H35L34 188H36L35 186L34 187H32L31 188V186L29 187L28 185H26V186H28V188L26 187L25 189H24V186L23 185H20V184H14L13 182H11ZM112 183V182H111ZM191 185H189V184ZM219 184V186L221 187V189H220V187H218V184ZM222 183H224L223 185H222ZM263 183V184H262ZM1 184V183H0ZM8 186H7V185ZM113 184V183H112ZM116 183L114 182V185H115ZM163 184H165V182L164 183H162L161 185H160V187L158 188H156L157 190H156V192H159V193H164V191H162V190H167L166 189V187H167V184L163 187ZM203 184H205V185H203ZM211 184V185H210ZM251 184V185H250ZM256 184V185H255ZM260 184H261V186H260ZM18 185H20V186H18ZM114 185H112L113 186V188L114 187H116V186H114ZM215 185H217V186H215ZM225 185V186H224ZM255 185V186H254ZM7 186V187H6ZM14 186H16L15 188H14ZM21 186L23 187V189L21 188ZM48 186V187H47ZM209 186V187H208ZM252 186H254V188L256 187H258L257 188V190L258 191H256V194H254L255 193V191L253 190L254 188L252 187ZM8 187H9V189H8ZM20 187V188H19ZM40 187H41V189H40ZM161 187H163L164 189H162ZM218 187V188H217ZM253 189H252V188ZM259 187H260V189H259ZM168 188V187H167ZM212 188H214V189H212ZM216 188H217V190H216ZM223 188V189H222ZM256 188H255V190H256ZM2 190L1 192L3 193L5 190ZM12 189V190H11ZM18 189V190H17ZM28 189V190H27ZM29 189H31V190H33V191H31V192H27V191H29ZM110 189H112V188H110ZM115 189V188H114ZM118 189V188H117ZM160 189V190H159ZM220 189V190H219ZM8 190H10V192H8ZM56 190L58 191V188H56ZM83 190H84V192L86 193V191H88L87 193H89V192H91L93 195H90L91 193H89V196H86V195H88L87 193L85 194V193H81V191L83 192ZM138 190H140L139 192L141 193H143L142 195L141 194H136L137 196H135L136 198H138L137 199V203L135 202V200L133 201V202H135V204L138 206L141 202L142 203H144V202H146L145 203V205L147 206V205H149L148 204V202H151V201H149V199H148V197H150V195L148 196V192L147 191H145V189H138ZM137 189L136 190H134V191H131V192H135V191H138ZM168 190H169V188H168ZM179 190H175V192H178ZM208 190H210V191H208ZM222 190V191H221ZM224 190V191H223ZM226 190V191H225ZM260 190V191H259ZM263 190V191H262ZM18 193H17V192ZM27 192V194H26V196H25V192ZM36 191V193L38 194V196H40V194L42 193V195L44 194L45 195V198H44V200L46 201V203H45V201L44 200H42V197L44 196H40V197H38V199H37V194L35 193V195H34V193H32V192H35ZM38 191L39 192H41L40 194L38 193ZM44 191H46L47 193H44ZM56 191V192H57ZM62 191H64V190H62ZM74 191V190H73ZM79 191V192H78ZM103 191H105V190H103ZM109 191V190H108ZM112 191H114V190H112ZM111 190H110V193L112 192ZM116 191V192H115ZM114 192H115V194H120V191H117V190H115ZM124 191V193H122ZM170 191V190H169ZM189 191H191V192H189ZM195 191H196V193H195ZM198 191H200V193L198 192ZM208 191V192H207ZM262 191V193H263V195L261 194V195H259V192H261ZM24 193V195L22 196V197H20L22 194L21 193ZM48 192H50V193H48ZM59 192H61V190L60 191H58L57 193H59ZM119 192V193H118ZM127 190H121V193L123 194V195H125L126 196V194L128 195L129 193L127 192ZM146 192H147V194H146ZM166 193L165 194H167V191H165ZM194 192V193H193ZM215 192V193H214ZM217 192V193H216ZM219 192H220V194H219ZM227 192H229V193H227ZM232 192V193H231ZM257 192H258V194H257ZM105 193L107 194V192H104L103 193V195L105 196ZM137 193V192H136ZM144 193H145V195H144ZM171 193V192H170ZM204 193V195H202L201 196V194H203ZM206 193V194H205ZM4 194H6V192H4ZM20 194V195H19ZM33 194V195H32ZM47 194H49L48 196H47ZM52 196H51V195ZM109 194V193H108ZM107 194V195H108ZM133 195L135 194V193H132ZM191 194V195H190ZM199 196H198V195ZM209 194V195H208ZM17 195H19V197L20 198H24L23 200L25 201L26 199H27V197H28V200L26 201V202H24L23 200L21 201L20 199H19V197H17ZM80 195H85L83 198H82V196L80 197ZM95 195V196H94ZM99 195V196H98ZM138 195H140V196H138ZM221 195H223V196H221ZM257 195H259V197H257ZM5 196V197H4ZM17 197V199H15L14 200V198H16ZM46 196L48 197V198H46ZM51 196V197H50ZM74 196V197H73ZM90 196L91 197H93L94 199H97V200H94L93 199V202H92V198H91V200H90ZM142 196H144L143 198H142ZM205 196H207L206 198H207V200H206V198H205ZM231 196V197H230ZM237 196H238V198H237ZM56 199V201L57 200H60V201H57L56 203L54 202V201H50V202H48L49 200H51V199H53L54 200V198ZM80 197V198H79ZM100 197V198H99ZM134 197V196H133ZM134 197V198H135ZM139 197H140V200H139ZM147 197V198H146ZM193 197H195V200L194 201H191V199H194ZM198 197V199H196ZM203 197V198H202ZM49 198H51V199H49ZM76 198H78V199H76ZM82 198V199H81ZM133 198V199H134ZM135 198V199H136ZM141 198H142V200L143 201H141ZM144 198L146 199V200H144ZM191 198V199H190ZM200 198V199H199ZM208 198H210V203H209V199ZM218 198V199H217ZM234 198H235V200H234ZM4 199V200H3ZM6 199V200H5ZM12 199V200H11ZM22 202H20L19 200ZM39 199H40V201H39ZM47 199H49V200H47ZM62 199V200H61ZM66 199H68V200H70L68 203H72V204H69L71 207H69V205H68V203H67V201L68 200H66ZM74 199H76V200H74ZM80 199V200H79ZM132 199V200H133ZM217 199V200H216ZM240 199V201H238ZM7 200H9V202H11L10 203V205H12V206H10L9 205V203L8 202H6ZM18 200V201H17ZM41 200H42V203H40L41 202ZM64 200H66V201H64ZM74 200V201H73ZM88 200H90V201H88ZM151 200V199H150ZM15 201V203H16V205H15V203H13V202ZM29 201V202H28ZM38 201H39V203H38ZM44 201V202H43ZM102 201V200H101ZM138 201H139V204H138ZM148 201V202H147ZM188 201V202H187ZM191 201V202H190ZM203 201H204V203H203ZM232 201V202H231ZM24 202V203H23ZM63 202H66L65 204L67 205V206H63L64 204H63ZM91 203V205L89 204V203ZM190 202V203H189ZM196 202H197V206H192V204L193 205H195L196 204ZM3 203V204H2ZM7 203H8V205H7ZM19 203V204H18ZM30 203V204H29ZM45 203V204H44ZM58 203V205H56ZM62 204L61 206L59 205V204ZM154 204H155V202H153ZM223 203V204H222ZM27 204V205H26ZM48 204V205H47ZM49 204H53V205H56V206H58V207H60L59 209H57V208H55L56 206H51V205H49ZM153 204V205H154ZM185 204H186V206H185ZM141 205V204H140ZM144 205V204H143ZM143 205H141V206H143ZM144 205V206H145ZM202 205V206H201ZM209 207H208V206ZM16 207V206H19V207H16V208H13V207ZM141 206L139 207V208H141ZM149 206H152V204L151 205H149ZM216 206H217V208H216ZM48 207V208H47ZM64 207V208H63ZM67 207V209H68V211L66 212L64 209ZM69 207V208H68ZM88 207V208H87ZM91 207V211H90V213H89V210L88 211H86L87 209H89ZM191 208V207H195V211H194V209L193 208H191V209H193V211L192 210H190L189 208ZM197 207H198V209H197ZM199 207H200V209H199ZM212 207V208H211ZM61 208H63V210L65 211H63V210H61ZM142 208H144V207H142ZM141 208V210L142 211H146L145 210V208H144V210ZM11 209H13V210H11ZM95 209H97V208H94V210ZM197 209V210H196ZM211 209H212V211H211ZM215 209V210H214ZM59 212H57V211ZM184 210V211H183ZM189 210V211H188ZM5 211H8V213L7 212H5ZM12 211V212H11ZM52 211V212H51ZM62 211V212H61ZM84 211H86V213H88L87 215H86V213L84 214ZM188 211V212H187ZM210 211V212H209ZM216 211V212H215ZM11 212V213H10ZM55 214H54V213ZM57 212V213H56ZM182 212H183V214L184 213H186V214H184V218L186 219V221H187V219H188V221L185 223V222H182L183 220L182 219H184L183 217H182ZM191 212V213H190ZM206 212L208 213V214H206ZM211 212H213V213H211ZM10 213V219L8 218H6L5 217V215H7V214H9ZM37 213V214H36ZM61 213V214H60ZM171 213V212H170ZM181 213V214H180ZM203 213V214H202ZM209 213H210V215L212 216V214L213 215H215V218L213 217V219L214 220H211L212 218H210V216H208L209 215ZM218 213V214H217ZM63 214H64V216L69 220V224H67L68 222V220L67 219H65L64 218V216H63ZM169 214V213H168ZM11 215H13V216H11ZM60 215H61V217H60ZM188 215V216H187ZM222 215V216H221ZM8 216V215H7ZM53 216V217H52ZM208 216V217H207ZM34 217V218H33ZM36 217H37V219H36ZM48 217H50L49 219H48ZM55 217V218H54ZM57 217V218H56ZM89 217V218H88ZM181 218V220H180V218ZM220 217V218H219ZM5 218H6V220H5ZM29 218V219H28ZM54 218V219H53ZM59 218H63V219H65L64 220V223L61 221H59ZM70 218H72V219H70ZM91 218V220H89ZM176 218H178V219H176ZM206 218V219H205ZM218 218V219H217ZM15 221H14V220ZM33 219H36V220H34L33 221ZM62 219V220H63ZM76 219V220H75ZM184 219V220H185ZM209 219V220H208ZM5 220V221H4ZM11 220V221H10ZM16 220H19V221H16ZM178 220V221H177ZM26 221H29V222H26ZM33 221V222H32ZM53 221H54V224H53ZM65 221H66V225H65ZM73 221H75L76 223H74ZM90 221H94V223L93 224H95V225H93ZM181 223V226L180 225H178V223ZM226 221V222H225ZM6 224H5V223ZM16 222V223H15ZM20 222V223H19ZM25 223V225H24V223ZM63 223L65 226H69L67 229L65 228L64 230H66V231H62L63 230V228H62V230L60 229L61 227H63L64 225H62V224H60V223ZM70 222H73L74 223V225H72V223H70ZM172 222V223H171ZM215 222V223H214ZM4 223V224H3ZM18 223V224H17ZM22 223V224H21ZM177 223V224H176ZM179 223V224H180ZM185 223V224H184ZM220 225H219V224ZM224 225H223V224ZM229 223V224H228ZM20 225V226H18L17 227V225ZM79 224V225H78ZM174 224H176V225H178L179 226V228H177L176 229V226L174 225ZM226 224V225H225ZM14 225V226H13ZM24 225V226H23ZM41 228V230H40V228L38 227V226ZM59 225H61L60 226V228H59ZM72 225V226H71ZM76 225H77V227H76ZM93 225V226H92ZM185 225V226H184ZM206 225H208V226H211L210 228L208 227V226H206ZM213 225H215V226H213ZM219 225V226H218ZM22 226V227H21ZM26 226H27V228H26ZM36 226V227H35ZM58 227V229H57V227ZM64 226V227H65ZM70 226H71V228H70ZM86 226V227H85ZM177 226V227H178ZM218 228H217V227ZM221 226V227H220ZM6 227L7 228H9V230L8 229H6ZM10 227H12V228H10ZM15 227L17 228V229H15ZM77 228V229H74V228ZM80 227V228H79ZM81 227H82V229H81ZM84 227V228H83ZM93 227V228H92ZM95 227V228H94ZM96 227H97V229L98 230H94V229H96ZM180 227H182V229H184V230H182V235L181 234H179V232H181V231H178V229H181ZM220 227V228H219ZM36 228V229H35ZM43 228V229H42ZM86 228V229H85ZM172 228V229H171ZM175 228V229H174ZM223 228V229H222ZM232 228V229H231ZM20 231H19V230ZM30 229V230H29ZM35 229V230H34ZM37 229H38V232H37ZM59 229H60V231H59ZM71 229H73V230H75L74 232H72L71 231V233L69 232V236H70V234H72L69 238L70 239H72V242H71V244H64L65 242H67V241H69L70 239L66 236V235H63V234H61L62 232L64 233V232H67V231H70ZM208 229H209V231H208ZM212 230V232H214L213 234H214V236H212L213 234H211L212 232H211V230ZM217 229H221L220 230V232H222L223 234H221L220 233V235H222L221 236V239H222V241H221V239H220V237L218 238V240H220L221 242H223V243H218L217 244V242H218V240H214V241H212L213 240V237L215 238V233H217L216 234V236H218L219 235V230H217ZM228 229H229V232H228ZM44 230H45V232H47V233H45L44 232ZM55 230H57V232H59L58 233V235H57V232L55 231ZM91 230V231H90ZM171 230H172V232H171ZM231 230V231H230ZM17 231V232H16ZM29 231V232H28ZM30 231L31 232H34L35 234H36V236H35V234L34 233H32V236H34V237H36V240L38 239V241H37V244L39 243V244H41L40 245V247H39V244L37 245L36 244V242H34V241H36L35 239H33L34 237H32V236H30L31 234H30ZM40 231V232H39ZM82 231H84V232H82ZM89 231V232H88ZM98 231V232H97ZM176 231H178V233L176 234L175 232ZM206 231H208L210 234H211V238H209V235L207 234V233H205ZM225 231H227V232H225ZM20 232V233H19ZM86 232V233H85ZM93 232V234H91ZM224 232H225V235H224ZM38 233H39V235H38ZM55 234V236L57 235V237H55V239H56V241H57V243H56V241L54 242L53 240V236H51V235H54ZM80 234V235H78V234ZM82 233V234H81ZM101 235V237H102V239H101V237H100V235ZM203 233V234H202ZM226 233H227V235H226ZM21 234H23V236L21 235ZM24 234H26V235H24ZM41 234H43V235H41ZM46 234V235H45ZM49 234H51V235H49L50 236V238L48 237V235ZM65 234V233H64ZM77 234V235H76ZM84 234V235H83ZM90 234H91V238H90ZM96 234H98V235H96ZM176 234V235H175ZM19 235H21V236H19ZM60 235V236H59ZM65 236V237H67L68 238V240L66 239V238H64L63 236ZM76 235V236H75ZM86 235V236H85ZM93 235V236H92ZM175 235V236H174ZM207 235V236H206ZM27 236H28V239H27ZM46 236V237H45ZM75 236V237H74ZM81 236V237H80ZM89 236V237H88ZM97 236V237H96ZM227 236H229L227 239L225 238V237H227ZM30 237H31V239H30ZM39 237V238H38ZM48 237V238H47ZM51 237H52V239H51ZM79 238V240H78V238ZM85 237H86V239H87V241H89V242H87V243H85L86 244V246L85 245H83L84 244V242L83 241H85ZM172 238V239H170V240H167L168 238ZM208 237V238H207ZM44 238V239H43ZM61 238H64V239H66L65 241H64V243H63V249H65V245H66V251L64 252L63 251V249H61L62 248V245H61V241L63 242V239H61ZM81 238V239H80ZM84 238V239H83ZM93 238H95V239H93ZM24 239H27V240H24ZM41 239V240H40ZM58 239V240H57ZM77 241H76V240ZM211 239V240H210ZM233 239V241H232V244H233V246H232V248H233V250L235 249V247H236V244H237V248L235 249V251L237 250V253L238 254H236V252L235 251H233L230 255L228 254V252H230L231 251V247L229 246V242L231 241ZM23 240H24V242H23ZM32 240V241H31ZM40 240V241H39ZM46 240H49V242H45ZM91 240H92V242H91ZM93 240H95L96 241V243L93 241ZM207 240V241H206ZM209 240V241H208ZM228 241V242H226V241ZM230 240V241H229ZM237 240V241H236ZM242 240V241H241ZM13 241V242H12ZM27 241V242H26ZM28 241L30 242V244L31 243H34V245L33 244H29L28 243ZM42 241H44L43 243H42ZM60 241V242H59ZM71 241V240H70ZM69 241V242H70ZM74 241V242H73ZM168 241V242H167ZM175 241V243L173 244V242ZM219 241V242H220ZM227 243V244H224L225 242ZM241 241V242H240ZM53 242V243H52ZM83 242V243H82ZM100 243V245L98 244V243ZM172 242V243H171ZM240 242V243H239ZM22 243V245L24 246H21V247H23V248H21L20 247V245L19 244H21ZM28 243V244H27ZM50 243V244H49ZM60 243V244H59ZM102 243H104V245H102ZM206 244L207 245V243H208V245H207V247L205 246V245H203V244ZM210 243H211V246H210ZM229 243V244H228ZM236 243V244H235ZM12 244H13V246H12ZM30 245V246H26V248H25V245ZM54 246H53V245ZM87 244L91 247V249H90V247L89 246H87ZM92 244L95 246V247H97V248H94L93 246H92ZM206 248V249H203V247H201L202 245ZM222 244V245H221ZM224 244V245H223ZM235 244V245H234ZM19 245V246H18ZM36 245V247H34ZM46 245H48V246H46ZM59 245V246H58ZM61 245V246H60ZM82 245V246H81ZM100 246V248H99V246ZM101 245H102V247H101ZM173 245V246H172ZM182 245H186V247H185V249L186 250H178V248H180V249H182L181 248V246ZM32 246V247H31ZM37 246H38V248H37ZM46 246V247H45ZM51 246H52V248H51ZM76 248H75V247ZM14 247V248H13ZM20 247V248H19ZM27 247L29 248V249H27ZM45 247V248H44ZM57 247H59V248H57ZM72 249H71V248ZM160 247H161V245H160ZM159 247V249H161ZM166 247V248H165ZM168 247V248H167ZM177 249H176V248ZM183 247V246H182ZM214 247V248H213ZM215 247H216V249H215ZM229 247L231 248L230 250H229ZM19 248V249H18ZM25 248V249H24ZM32 248V249H31ZM33 248L35 249V250H33ZM70 248V249H69ZM88 248V249H87ZM94 248V249H93ZM102 248V249H101ZM184 248V247H183ZM31 249V250H30ZM90 249V250H89ZM167 249H169V251L170 252H168V250ZM174 249H176V251L174 250ZM201 249H202V251H204L203 253H202V251H201ZM219 249V250H218ZM225 249V251H224V255H222V254H218V253H215V252H221V253H223L222 251ZM19 250H21V251H19ZM38 250H40V251H38ZM53 250H55V251H53ZM60 250V251H59ZM94 250V251H93ZM98 251V253L96 252V251ZM174 250V251H173ZM190 252H189V251ZM205 250H206V252H205ZM215 250V251H214ZM27 251V252H26ZM28 251H31L35 256L33 257V255L31 254V252H28ZM61 251H63L62 253L64 254H62L61 253ZM69 251V252H68ZM86 251H88L87 253H86ZM179 251V252H178ZM200 251V252H199ZM215 254V256H214V254H212V252ZM25 252V253H24ZM40 254H39V253ZM53 252H55L54 254H52ZM90 252V253H89ZM172 252H174L175 253V255L172 253ZM177 252H178V254H177ZM183 252V253H182ZM184 252H186V254L184 253ZM195 252V253H194ZM235 252V253H234ZM24 253V254H23ZM67 253V254H66ZM170 253V254H169ZM182 253V254H181ZM198 253V254H197ZM200 253H202L201 255H199ZM206 253V254H205ZM18 254V255H17ZM95 254V255H96ZM169 254V255H168ZM185 254V255H184ZM210 254H209V256H210ZM227 254V255H226ZM234 254V255H233ZM236 254V255H235ZM46 255H48V256H46ZM88 255H90L89 257H91L90 258V262H89V260H88ZM197 255H199V256H197ZM217 255H219V257L217 256ZM18 256V257H17ZM23 258H22V257ZM58 256V257H57ZM61 258H60V257ZM77 256H78V258H77ZM174 256V257H173ZM175 256H177V257H175ZM179 256V257H178ZM204 256H206V257H204ZM208 256V257H209ZM227 258H226V257ZM41 259H40V258ZM53 259H52V258ZM172 257L175 259H172ZM184 258V261H183V258ZM203 257V258H202ZM40 259V260H37V259ZM76 258V259H75ZM149 258V259H148ZM225 258H226V260H225ZM19 259V260H18ZM43 259V260H42ZM49 259V260H48ZM73 259H75V260H73ZM153 259H155V261H153ZM169 259V260H168ZM209 259V258H208ZM209 259V260H210ZM229 259V260H228ZM24 260H27V261H29L28 263H26ZM150 260V261H149ZM153 262H152V261ZM165 260V261H164ZM174 260V261H173ZM201 260H202V263H201ZM210 260V261H211ZM222 260V259H221ZM35 261V262H34ZM39 261V262H38ZM48 261V262H47ZM95 261H97V264H98V262H99V264H101L100 263V261L98 260V259H96ZM94 260H93V264H95L96 262H95ZM145 261V262H144ZM158 261V262H157ZM180 261V262H179ZM207 262H209L210 263V261H208V260H206ZM215 263H214V262ZM227 261V262H226ZM16 262V263H15ZM25 262V263H24ZM165 262V263H164ZM206 262V263H207ZM137 263V264H138Z\"/></svg>","mask_w":264,"mask_h":264}]
</instances>
